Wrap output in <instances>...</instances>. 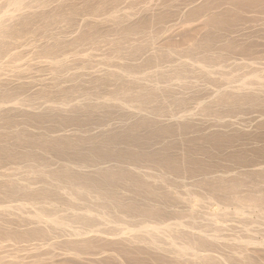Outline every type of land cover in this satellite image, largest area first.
<instances>
[{
	"label": "rangeland",
	"instance_id": "1",
	"mask_svg": "<svg viewBox=\"0 0 264 264\" xmlns=\"http://www.w3.org/2000/svg\"><path fill=\"white\" fill-rule=\"evenodd\" d=\"M10 0H0V20H1V16H3L4 14H6L9 9L11 11V7L10 5H8V2ZM126 1V0H125ZM122 2V4H120L121 9L128 5V2H131L129 0H127L128 2L125 3ZM138 1V0H137ZM144 1V0H143ZM141 0V2H143ZM149 1V0H147ZM147 1L145 0L144 2L147 3ZM4 2V3H3ZM7 2V3H6ZM140 2V0L138 1ZM138 5L135 3L136 6H142L143 3H141ZM123 5V6H122ZM8 7V8H7ZM5 8V9H4ZM131 8V7H130ZM129 8V9H130ZM4 9V10H3ZM129 9H127V11H129ZM263 9V8H262ZM257 10L258 13H254L251 16L254 15V18L249 19V23L251 22V24L253 25V28H259V26H263L264 23V9L262 10ZM6 13H5V12ZM4 12V14H3ZM9 13V12H8ZM257 14V15H256ZM70 16V14H68ZM65 15V17H60V18H56L54 20H44V21H40L38 23L35 24V26H32L34 28L31 27V24L28 25L30 26V28L27 26L26 28H29V30H25V32L23 31V33L19 34L20 36H16L17 39H15V36L12 37V40H10V38H5L3 41L1 40L0 45V76L5 77V75H8V78L6 76V80H9V86L6 85L0 87V91L4 90L3 92H0V98H4L2 101L0 99V103L3 104H11L13 102H15V104H23L21 107L23 108H29L32 106V108L37 109L38 110L40 108H43L45 106H60L63 107L64 105L66 106L69 105L68 107L75 105L78 100L79 102L77 104H79L80 102H82L83 104H79L81 107L80 111L79 109L75 110L74 113H76L74 115L71 114V116H62L59 114H56L58 117H56V115L53 114H48V116L43 115V116H34L36 118L32 119L31 117L33 116H29L27 113H19V114H3L0 115V185L4 184L5 182H3L2 180L8 182V187L5 185L0 186V208L3 206H7L9 208H11L10 206H12V210L13 212L17 209L18 206H23V208L21 207L20 211H23V213L25 212V214H21V212L19 211V208L16 210V213H18L17 211L20 212L21 216L26 218V216L30 213L31 216H27L29 219L34 220V217L36 215H41L39 218H35V220H45L46 218H49L51 220H56V218L58 219V221L61 220L62 218V222L64 223V225H68V227L66 226V230L68 231L69 227H71L70 229L73 231L75 230H79V231H83L85 228V230H89L90 228H94L93 230H102L103 227L108 228L107 224H103L104 221H106V219H102L104 220L103 222H100L101 218H109L107 220H109L108 223H110L109 227L111 228H115L118 229L117 227L122 226L128 227V230L134 229L133 231H137L139 229H141V225H147L150 226L152 223V225H155L154 222H156L157 224H159L158 222H160L159 220H166V222L173 221L174 223L177 221L179 222V220L182 222V224L187 226V223L189 226H191V220L188 218V214L186 213H181L182 208H183V201L187 202L186 199H189L188 202L191 203L190 205L192 206L193 209H195L196 211V222H200L204 220L203 224H205L204 228L201 225L200 228L201 229H206V224H208L207 222H210L208 220V217L210 216L212 219H214L215 217L217 219L214 220V222L220 226L223 227L221 229H223L222 236L225 238V240L228 239L227 243L231 242V239L233 238L232 236H234L236 233H238L239 231H245V230H251L252 232H256L257 237L260 239V236L263 234L262 230L264 229V123H255V121L257 120V118L259 119L260 117H264V99H257V98H249L248 96L245 98L243 96L239 97L236 95L232 96L230 95V93L228 94V91L230 89H232L231 91H235L236 89H239L241 87L246 86V88H255L257 89L258 87L260 89H262L261 91L264 92V36L260 37V36H254V37H248L246 39L242 38L243 41H241L242 39L237 38L234 39L232 42L230 41V43L228 41H225L222 39V33L223 30H218V29H210V28H205L202 29V27H200V29L195 26H193L194 28L189 27L190 23L187 21L186 19L184 20L185 23L183 21H180V24L184 23L186 26H188L187 29L182 28L183 25L179 24V28H177V26L175 27V29L170 33L171 35H167L165 36L163 34V32L161 31L160 28V22H156L157 20L152 21H147V23L144 24V30L147 31L143 32V28L139 29L142 31L138 30L137 32H134L135 34L129 35V34H124L122 35L123 31L120 30H112V28L109 29L108 32V28L106 27V29L104 30H100L102 32H98L94 31L91 32L90 34L87 35L86 38H90L89 40H84L80 42L83 43L80 47L78 45H70V47H68V44H64V46H61V43H56V39L57 38H61L65 32V35L68 32L72 31V29L74 28V17L72 15V17ZM5 17V15L3 16ZM68 17V18H67ZM64 18V19H63ZM71 18V19H70ZM58 19V20H57ZM167 20H165L166 22L168 20L169 23H173L172 21H174L175 19L172 17H167ZM173 19V20H172ZM42 22V26L41 24L39 25V23ZM63 24H62V23ZM66 22V23H65ZM72 22V23H71ZM152 22V23H150ZM178 22V21H177ZM177 22H175L177 24ZM45 23V26L43 28V24ZM47 23V24H46ZM179 23V22H178ZM193 22H191L192 25ZM262 23V24H261ZM59 24V26H58ZM66 24V26H65ZM71 24V25H70ZM155 24V27H154ZM258 24V25H257ZM33 25V24H32ZM148 25V26H147ZM150 25V26H149ZM159 25V26H158ZM41 26V27H40ZM47 26V27H46ZM61 26V27H60ZM147 26V27H146ZM182 26V27H181ZM258 26V27H257ZM37 27H40L42 29H37ZM46 27V28H45ZM60 27V28H59ZM69 27V28H68ZM143 27V26H141ZM25 28V29H26ZM36 28V29H35ZM181 28V29H180ZM32 29V30H31ZM45 29V30H43ZM184 29V30H183ZM191 29V30H190ZM35 30V31H34ZM47 30V31H46ZM63 32H62V31ZM111 30V32H110ZM155 30V31H154ZM115 31V32H114ZM120 31V32H119ZM208 31V32H207ZM210 31V32H209ZM218 31V32H217ZM221 31V32H220ZM45 32V34H43ZM62 32V33H61ZM123 32V33H121ZM140 32V34H139ZM151 32V33H150ZM162 32V33H161ZM204 32V33H202ZM213 32V33H212ZM31 33V34H30ZM93 33V35H92ZM111 33V34H110ZM149 33V34H148ZM178 33V34H177ZM209 33V34H208ZM53 34V35H52ZM98 34V35H97ZM151 34V35H150ZM167 34V33H165ZM197 34V35H196ZM213 34L216 36L215 37V41H209V42H205V36L209 35V36H213ZM60 35V36H59ZM90 35V36H89ZM122 35V36H121ZM126 35V37H125ZM140 38H139V36ZM149 38L152 40H149ZM161 35V38H159ZM219 35V36H218ZM48 36V38L46 37ZM100 36V38H99ZM112 36V37H111ZM120 38H117V37ZM124 36V38H123ZM131 36V37H130ZM164 36V37H163ZM196 36V37H195ZM10 37V36H9ZM23 37V38H22ZM29 39H28V38ZM98 37V38H97ZM129 37V38H128ZM136 37V38H135ZM142 37V38H141ZM157 37V39H156ZM166 37V38H165ZM257 37V38H256ZM22 41H21V39ZM42 38V39H41ZM51 38V39H50ZM54 38L55 43L52 41V39ZM92 38V39H91ZM131 38H133L131 40ZM134 38L136 39V41L134 40ZM148 38L149 41H145V39ZM188 38V39H187ZM197 38V39H196ZM253 38V39H251ZM263 38V39H261ZM15 39V40H14ZM20 39V40H19ZM26 41H24V40ZM106 39V40H105ZM113 39V40H112ZM120 39V40H118ZM122 39V40H121ZM124 39V40H123ZM128 39V40H127ZM143 39V40H142ZM160 39V40H159ZM186 39V40H185ZM219 39V40H217ZM7 40V41H6ZM12 42H9V41ZM16 40L18 41L16 43ZM46 40V41H45ZM94 42H93V41ZM101 40V41H100ZM110 40V41H109ZM112 40V41H111ZM117 40V42H116ZM134 40V41H133ZM245 40V41H244ZM5 41V43H4ZM52 41V42H51ZM91 41V42H90ZM114 41V43H113ZM120 41V42H119ZM140 41V43H138ZM152 41V42H151ZM183 41V42H182ZM3 42V43H2ZM15 42V43H14ZM21 42V43H20ZM30 42V43H29ZM34 42V43H33ZM47 42L49 44H47ZM52 44H51V43ZM87 42V43H85ZM90 42V43H89ZM97 44H96V43ZM106 42V43H105ZM112 42V43H111ZM135 42V43H134ZM144 42L146 45H144ZM166 42V43H165ZM185 42V43H184ZM211 42V43H210ZM219 42V43H218ZM14 43V44H13ZM24 43V44H23ZM135 45H134V44ZM137 43V44H136ZM143 43V44H142ZM148 43L151 46L152 43V48L153 49H157V57L154 61H156L154 63L153 58L150 60V58H148L147 55L148 51H151V47L148 45ZM176 43V44H174ZM182 43V44H181ZM198 43V44H197ZM203 43V44H202ZM227 43V44H226ZM19 44V45H18ZM22 44V45H21ZM47 45H52L54 47V45H60L55 49L54 52L52 51V49H48ZM113 46H112V45ZM118 44V46L116 45ZM141 44V47H140ZM154 44V45H153ZM168 44V45H167ZM185 44V45H184ZM220 44V45H219ZM241 44V45H239ZM252 44V45H251ZM13 45V46H11ZM15 45V46H14ZM25 45V46H24ZM30 45H32L30 47ZM66 45V46H65ZM87 45V46H86ZM95 45V46H94ZM106 45V46H105ZM109 45V46H108ZM125 45V46H124ZM174 45V46H173ZM218 45V46H215ZM230 45V46H229ZM19 46V47H18ZM24 46V47H23ZM45 46V48L43 47ZM50 46V47H52ZM84 46V47H83ZM86 46V47H85ZM94 46V47H93ZM97 46V47H96ZM121 46V47H120ZM146 46L144 49L143 47ZM155 46H158L157 48ZM232 46V47H231ZM254 46V47H253ZM5 47V48H4ZM15 47V48H14ZM21 47V48H20ZM23 47V48H22ZM29 47V48H28ZM33 47V48H32ZM41 47V49H40ZM101 47V48H100ZM114 47V48H113ZM127 47V48H126ZM131 47V48H130ZM134 47V50H133ZM167 47V48H166ZM175 47V48H174ZM193 47V48H192ZM198 47V48H195ZM226 47V49H225ZM228 47V48H227ZM10 50H9V49ZM14 48V49H13ZM32 48V50H31ZM45 49V51L48 52L52 51V53H54L57 57L53 58L54 54H50V53H46L43 50ZM66 48V49H65ZM67 48L70 50V48H72L70 51L67 50ZM82 48V49H81ZM96 48V49H95ZM106 48V49H105ZM123 48V49H122ZM139 48V49H136ZM6 49V50H4ZM21 49V50H20ZM28 49V51L26 50ZM35 49V51H33ZM65 51H64V50ZM76 49V51H75ZM92 49V50H91ZM98 49V50H97ZM101 49V50H99ZM105 49V50H104ZM119 49V50H118ZM136 49V50H135ZM143 49V50H142ZM146 49V50H145ZM161 49V50H160ZM170 49V51H169ZM174 49V50H173ZM233 49V50H232ZM246 49V50H245ZM16 51L15 53H13V51ZM21 52H20V51ZM24 50V51H23ZM58 50V51H57ZM84 50V52H83ZM103 50V51H102ZM107 50V51H106ZM115 50V52H114ZM122 50V51H121ZM132 50V51H131ZM139 50V51H138ZM173 50V51H172ZM181 50V51H180ZM185 50V51H184ZM232 50V51H231ZM62 51V52H61ZM65 53H64V52ZM79 53H78V52ZM82 51V52H81ZM92 53H89L91 52ZM97 51V52H94ZM107 53H106V52ZM109 51V52H108ZM23 52V53H22ZM57 52V54H56ZM101 52V53H100ZM111 52V53H110ZM123 52V53H122ZM137 54H135V53ZM140 52V53H139ZM175 52V53H173ZM201 52V53H200ZM203 52V53H202ZM22 53V54H21ZM27 53V54H26ZM60 53V54H58ZM70 53V54H69ZM72 53V54H71ZM74 53V54H73ZM78 53V54H76ZM86 53L87 55H91V63L90 65L88 64V67L83 65H78V64H74L72 63V61L76 58V56H80L82 57V55ZM98 53V54H97ZM105 53V54H104ZM109 53V55H108ZM133 53V55H132ZM142 53L144 54V56L142 55ZM170 53V54H169ZM208 53V54H207ZM229 53V54H228ZM10 54V55H9ZM37 54V55H36ZM73 56V60H71V58L68 59V57H70L69 55ZM84 54V55H86ZM93 54V55H92ZM96 54V55H95ZM139 54V55H138ZM166 54V55H165ZM169 54V55H168ZM188 54V55H187ZM212 54V55H211ZM220 54V55H219ZM224 54V55H223ZM249 54V55H248ZM27 55V56H26ZM31 55V57L29 56ZM44 55V56H43ZM48 55V56H47ZM54 55V56H55ZM64 55V56H63ZM68 55V56H67ZM83 55V56H84ZM119 55V56H118ZM132 55V56H131ZM142 55V56H141ZM178 55V56H177ZM230 55V56H229ZM17 56V57H16ZM65 58L66 61H68L69 67L68 65L66 66L61 64L60 60H64L63 58ZM67 59H66V57ZM77 56V58H78ZM97 56V57H96ZM103 56V57H102ZM112 56V57H111ZM124 56V57H123ZM129 56V57H128ZM135 56V57H133ZM140 56V57H139ZM176 56V57H175ZM215 56V57H214ZM248 56V57H247ZM38 57V59H37ZM102 57V58H101ZM105 57V60H103ZM116 57V58H114ZM131 57V58H130ZM144 57V58H143ZM148 58L149 60L145 59ZM175 57V58H174ZM189 57V58H188ZM214 57V59H213ZM3 58V59H2ZM7 58V59H6ZM11 58V59H10ZM16 58V59H15ZM20 58V59H19ZM49 58V59H48ZM52 58L54 59L52 61ZM57 58V60L55 59ZM99 58V59H98ZM107 58V59H106ZM110 58V59H109ZM119 60H118V59ZM127 58V59H126ZM138 58V60L136 59ZM142 60H141V59ZM158 58V59H157ZM177 58V59H176ZM180 58V59H179ZM196 58V59H195ZM234 58V59H233ZM252 58V59H251ZM14 59V62H13ZM27 59V60H26ZM31 59V60H30ZM48 63H47V61ZM93 59L95 61H93ZM97 59V60H96ZM121 59V60H120ZM247 59V60H246ZM256 59V60H255ZM28 61V63L26 61ZM33 60V61H32ZM70 60V61H69ZM99 60V62H98ZM100 63V61H102ZM107 60V61H106ZM118 60V61H117ZM123 60V61H122ZM125 60V61H124ZM133 60V61H132ZM144 60V61H143ZM180 60V61H178ZM196 62H195V61ZM219 60V61H218ZM251 60V61H250ZM25 61V62H23ZM39 61V62H38ZM41 61V62H40ZM44 61V62H43ZM55 61V62H54ZM56 61H58L59 66H57V68L59 69L58 72L57 68L53 65H58L56 63ZM105 61V62H104ZM120 61V62H119ZM146 61V62H145ZM150 63H149V62ZM193 61V62H192ZM229 61V62H228ZM3 62V63H2ZM33 62V63H32ZM36 62V63H34ZM46 62V63H45ZM53 64H51V63ZM67 62V64H68ZM110 62V63H109ZM117 62V63H116ZM124 64H123V63ZM128 62V63H127ZM130 62V63H129ZM132 62V63H131ZM138 62V63H137ZM159 62V63H157ZM178 62V63H177ZM214 62V63H213ZM225 62V63H224ZM238 62V63H237ZM14 63V64H13ZM22 63V64H21ZM27 63V64H26ZM94 63V64H93ZM96 63V64H95ZM99 63V64H98ZM152 63V64H151ZM176 63V64H175ZM235 63V64H234ZM240 63V64H239ZM253 63V65H252ZM18 64H20V66H18ZM32 64V65H31ZM36 64V65H34ZM39 64V66H38ZM41 64V66H40ZM47 64L52 65L53 67H51L50 65L48 66ZM61 64V65H60ZM87 65V63H85ZM114 64V65H113ZM119 64V65H118ZM227 64V65H226ZM234 64V65H233ZM12 65V66H9ZM17 66V69L14 67ZM44 65V66H43ZM46 65V66H45ZM78 65L79 69L76 67L73 68V66ZM93 65V66H92ZM110 65V66H109ZM122 65V66H120ZM139 65V66H138ZM166 65V66H165ZM179 65V66H178ZM182 65V66H181ZM187 65V66H186ZM198 65V67H197ZM204 65V66H203ZM241 65V66H240ZM246 65V67H245ZM252 65V66H251ZM3 66V67H2ZM8 66V67H7ZM25 66V67H24ZM28 66H32L34 68L30 69V67ZM38 66V67H37ZM62 66V67H61ZM63 66H66L67 69L69 70H64L65 67L63 68ZM71 66V67H70ZM84 68V72L83 69ZM90 66V69H89ZM95 70L92 67H96ZM101 66V67H100ZM118 69H116V67ZM133 66V67H132ZM147 66V67H145ZM164 66V67H163ZM171 66V67H170ZM185 66V67H184ZM201 66V67H200ZM226 66V67H225ZM249 66V67H248ZM262 66V67H261ZM27 67V68H26ZM122 67V69H121ZM127 67V68H126ZM144 67V68H143ZM169 67V68H168ZM187 67V69H186ZM259 67V68H258ZM25 68V69H24ZM39 68V69H38ZM55 68V69H54ZM88 68V69H86ZM100 68V69H99ZM106 68V69H105ZM142 68V69H141ZM176 68V69H175ZM184 68V69H183ZM208 68V69H207ZM216 68V69H215ZM218 68V69H217ZM220 68V69H219ZM240 68V69H239ZM243 68V69H242ZM245 68V69H244ZM249 68V69H248ZM254 68V69H253ZM21 69V70H20ZM23 69V70H22ZM48 69V70H47ZM71 70H75L74 72L70 71ZM82 69V70H81ZM92 69V71H91ZM96 69H98V71L100 72H94L96 71ZM103 69V70H102ZM108 69V70H107ZM114 72L111 71V70ZM116 70L117 75L119 74V77H123L122 74L128 73L129 70H131L130 75L135 77L138 76V78H132L130 76V78L128 77V79L126 78H122L124 81H122L121 77H117L115 74L116 72L114 70ZM146 69V70H145ZM153 69H155L153 71ZM162 69V70H161ZM194 69V70H193ZM205 69V71H204ZM211 69V70H210ZM213 69L214 72H213ZM230 69V70H229ZM10 70V71H9ZM16 70V71H15ZM29 70V72H28ZM36 70V71H35ZM47 70V71H46ZM53 72H52V71ZM56 72H55V71ZM78 70V71H76ZM167 70V71H166ZM217 70V72H216ZM219 70V71H218ZM222 70V71H221ZM241 70V71H240ZM258 70V71H257ZM2 71V72H1ZM14 71V72H13ZM20 73H19V72ZM25 71V72H24ZM64 71V72H63ZM67 71V72H65ZM108 71V72H106ZM135 72L134 74L132 72ZM162 71V72H161ZM210 71V73H209ZM239 71V72H238ZM244 71V72H243ZM252 71V72H251ZM255 71V72H254ZM6 72V74H5ZM10 76H9V74ZM12 72V73H11ZM22 72V74H21ZM44 72V73H43ZM49 72V73H48ZM54 73L51 74V73ZM78 72L77 77L73 78L72 74ZM89 72H91V75H89ZM94 72V73H92ZM104 72V74L102 73ZM123 72V73H121ZM136 72L139 74H136ZM141 72V73H140ZM173 72V73H171ZM182 72V73H181ZM184 72V73H183ZM208 73L209 75H207L206 73ZM223 72V73H222ZM251 72V73H250ZM260 72V73H259ZM4 73V75H3ZM16 73V74H15ZM61 73V75H60ZM66 73V74H65ZM72 73V74H71ZM80 73L81 78L80 77ZM85 80L83 79L84 76ZM97 73V74H96ZM101 75H99V74ZM110 73V74H109ZM115 75V77L112 75ZM152 73V74H151ZM154 73V74H153ZM203 73V74H201ZM229 73V74H227ZM232 73V74H231ZM235 73V74H233ZM238 73V74H237ZM240 73V74H239ZM250 73V74H249ZM253 73H255V75L258 76H253ZM12 74V75H11ZM16 76H15V75ZM17 74L18 77H17ZM34 74V76H33ZM49 74V75H46ZM61 77L58 78L59 75ZM63 74V75H62ZM68 74V75H67ZM86 74V75H85ZM145 74V76H144ZM180 74V75H179ZM184 74V75H183ZM224 74V76H223ZM37 75V76H36ZM46 75V76H45ZM71 75V76H70ZM95 75V76H94ZM98 75V76H96ZM103 75H106L105 78L101 77ZM140 75L142 78H140ZM147 75V76H146ZM149 75V76H148ZM154 75V76H153ZM206 75V76H205ZM25 76V77H24ZM50 76V77H49ZM54 76V77H53ZM64 76V77H63ZM83 76V77H82ZM109 76V77H107ZM174 76V77H173ZM183 76V77H182ZM211 76V77H210ZM213 76V78H212ZM231 76V77H230ZM235 76V77H234ZM261 76V77H260ZM11 79H10V78ZM32 77V78H31ZM34 77V78H33ZM39 77V78H38ZM41 77V78H40ZM45 77V79H43ZM49 77V78H48ZM67 77V78H66ZM91 78L95 77H101V80L99 78H97L93 81V79L91 80ZM147 79H144V78ZM150 77V78H149ZM186 77V78H185ZM200 77V78H199ZM206 77V78H205ZM210 77V78H209ZM217 77V78H216ZM251 77V78H250ZM256 79V81L258 80L257 84L256 81L254 82V80ZM263 77V78H262ZM1 77L0 79L3 80ZM24 78V79H23ZM47 78V79H46ZM65 78V79H64ZM89 78V79H87ZM103 78V79H102ZM109 78V79H108ZM113 78V80L111 79ZM134 80H132V79ZM154 80H153V79ZM156 78V79H155ZM215 78V79H214ZM245 78V82L244 79ZM19 79V80H18ZM28 79V80H27ZM35 79V80H33ZM42 79V80H41ZM49 79V80H48ZM51 79V80H50ZM56 79V80H55ZM68 79V80H67ZM70 79V80H69ZM74 79V81H73ZM99 79V80H98ZM115 79V80H114ZM121 79V80H120ZM140 79V81L138 80ZM143 79V80H142ZM235 79V80H234ZM46 80L50 83H53L51 85V83L49 84L48 82H46ZM55 80V81H54ZM78 80V81H77ZM84 80V81H82ZM90 80V81H89ZM105 80V81H104ZM119 80V81H118ZM129 80L131 83L130 85L127 84L125 85V83H128ZM149 80L151 82H149ZM226 80V81H225ZM229 80V81H228ZM233 80V81H232ZM237 80V81H236ZM250 80V81H249ZM14 82V84L18 83L17 86L18 89L15 87V85H12ZM18 81V82H16ZM20 81V84H19ZM22 81V82H21ZM26 81V82H25ZM28 81V82H27ZM36 81V82H35ZM41 85L45 84L44 82H46V84L51 85L48 86L47 85H43L42 87L46 86V89H43V93L42 91L39 92L37 91L35 88H39L40 87V82ZM57 81V82H56ZM59 81V82H58ZM71 81V82H70ZM77 81V84H76ZM101 81V82H100ZM104 81V82H103ZM127 81V82H126ZM147 81V84L144 83ZM167 81V82H166ZM196 81V82H195ZM201 81V82H200ZM261 83H260V82ZM30 83V84H26L25 87L23 86V83ZM75 82V83H74ZM84 82V83H82ZM86 82V85H85ZM92 82V83H91ZM109 82V83H108ZM112 82V83H111ZM124 82V83H123ZM138 84V85H136ZM139 82L140 84H143L145 86L143 87H139ZM186 84H185V83ZM193 82V83H192ZM244 82V83H243ZM33 83V84H32ZM39 83V84H38ZM71 85H70V84ZM78 83H80L78 85ZM98 83V84H97ZM152 83V84H151ZM163 83V84H162ZM180 83V84H178ZM215 83V84H214ZM223 83V84H222ZM232 83V84H231ZM235 83V84H234ZM249 85H248V84ZM35 84V86H34ZM60 84V85H59ZM65 86H64V85ZM101 84V85H100ZM105 84V85H104ZM121 84V85H120ZM135 84V85H134ZM150 84V85H149ZM159 84V85H158ZM243 84V85H242ZM245 84V85H244ZM256 84V86H255ZM259 84V85H258ZM12 85V86H10ZM29 87H28V86ZM74 85V86H73ZM83 85V86H82ZM170 85V86H169ZM177 85V86H176ZM199 85V86H198ZM241 85V86H239ZM251 85V86H250ZM253 85V86H252ZM263 85V86H262ZM37 86V87H36ZM53 86V87H52ZM54 86H58V88L56 89ZM64 86V87H63ZM69 86V87H68ZM90 86V87H89ZM102 88H101V87ZM105 86V87H104ZM114 86V87H113ZM134 86V87H133ZM137 86V88H136ZM141 86V85H140ZM156 88L158 87V91H154V89L152 88ZM156 86V87H155ZM169 86V87H168ZM230 86V87H229ZM236 86V87H235ZM249 86V87H248ZM4 89H1L3 88ZM12 87V88H11ZM13 87H15L13 89ZM24 87V88H23ZM111 87V88H110ZM125 87V88H124ZM133 87V88H131ZM150 87V89L148 90V88ZM169 89H168V88ZM184 87V88H181ZM216 87V88H215ZM227 87V88H226ZM262 87V88H261ZM6 88V89H5ZM10 88V89H9ZM21 88V89H20ZM41 88V87H40ZM53 88V89H52ZM60 88V89H59ZM101 88V89H100ZM109 88V89H108ZM130 88V89H129ZM135 88L137 90H140L139 88H145L146 90H141V92L139 91V95L138 92H136ZM177 88V89H176ZM204 90H203V89ZM224 88V89H223ZM226 88V89H225ZM259 88L257 90H259ZM8 89L9 91L13 90H17V91H13V92H9L8 93ZM75 89V90H74ZM81 89V90H80ZM88 89V90H87ZM92 89V90H91ZM124 89V90H122ZM127 89V92H126ZM199 89V90H198ZM222 91H227L226 94H222L221 96L217 94H219L218 92ZM235 89V90H234ZM29 90V91H28ZM46 90V91H45ZM67 90V91H66ZM83 90V91H82ZM111 90V91H110ZM114 90V91H113ZM163 90V91H162ZM188 90V91H187ZM191 90V91H190ZM7 91V92H6ZM23 91V92H22ZM35 93L33 95V93ZM39 95H38V93ZM48 91V92H47ZM123 91V92H122ZM132 91V92H131ZM144 91L145 92L144 94ZM150 91V92H149ZM153 91V92H152ZM165 91V92H164ZM207 91V92H206ZM26 92V93H25ZM46 92V93H44ZM55 92V93H54ZM59 92V93H58ZM76 92V93H75ZM79 92V93H78ZM95 92V93H94ZM97 92V93H96ZM115 92V93H114ZM136 92V93H135ZM143 92V93H142ZM155 92V93H154ZM161 92V93H160ZM205 92V93H204ZM215 92V94L213 93ZM3 93V94H2ZM5 95L8 93L10 95ZM32 93V94H31ZM50 93V94H49ZM62 93V94H61ZM73 93V94H72ZM81 93V95H80ZM141 93V94H140ZM147 93V94H146ZM153 93V95H152ZM212 93V95H211ZM217 93V94H216ZM1 94L4 96H1ZM58 94V95H57ZM83 94V96H82ZM136 94V95H135ZM168 94V95H167ZM178 94V95H177ZM193 94V95H192ZM228 94V95H227ZM22 95V97H21ZM50 97H49V96ZM52 95V96H51ZM57 95V97H56ZM94 95V96H93ZM97 95V96H96ZM119 95V96H118ZM135 95V98H134ZM163 95V96H162ZM216 95V97L214 96ZM225 95V98L223 97ZM227 95V96H226ZM230 95V97H228ZM9 96V97H8ZM30 96V97H29ZM35 98H34V97ZM41 96V97H40ZM67 96V97H66ZM80 96V97H79ZM109 96V97H108ZM113 96V98H117V101L114 100L113 98H111ZM117 96V97H116ZM123 96V97H122ZM148 96V97H147ZM151 96V97H150ZM153 96V97H152ZM211 98H210V97ZM55 97V98H54ZM79 97V99L77 98ZM86 97V98H84ZM94 97V98H93ZM137 97V98H136ZM140 97V98H139ZM163 97V98H162ZM168 97V98H167ZM189 97V98H188ZM204 97V98H203ZM210 99H209V98ZM215 97V98H214ZM228 97V98H227ZM236 97V98H235ZM238 97V98H237ZM7 98V99H6ZM14 98V99H13ZM22 98V99H21ZM28 100H26V99ZM29 98V99H28ZM43 98V99H42ZM112 99V104L110 103L109 100ZM119 98V100H118ZM133 98V99H132ZM151 98V99H149ZM208 100H207V99ZM227 98V99H226ZM234 98V99H233ZM25 99V100H24ZM46 99V100H45ZM49 99V100H48ZM51 99V100H50ZM70 99V100H69ZM87 99V100H86ZM109 99V100H108ZM126 99V100H125ZM128 99V100H127ZM131 99V100H130ZM147 101H145V100ZM157 99V100H156ZM195 99V101H194ZM212 99V100H211ZM213 99H216V101H214ZM220 99H222L220 101ZM225 99V100H224ZM233 99V100H232ZM237 99V100H236ZM10 102H9V101ZM15 100V101H14ZM18 100V101H17ZM24 100V101H22ZM73 100V102H71ZM83 100V101H82ZM108 100V101H107ZM116 101V102H113ZM125 100V101H124ZM143 100V101H140ZM186 100V101H185ZM199 100V101H198ZM202 100V101H201ZM214 101L213 104L212 102ZM244 102H243V101ZM252 100V101H251ZM259 100V101H258ZM21 101V102H20ZM58 101V102H57ZM60 101V102H59ZM88 101V102H85ZM108 102L107 105H104ZM119 101V102H118ZM132 101V102H131ZM158 101V102H157ZM201 101V102H200ZM208 101V102H207ZM233 101V102H232ZM240 101V102H239ZM262 101V102H261ZM9 102V103H7ZM26 102V103H25ZM38 102V104H37ZM42 102V103H41ZM44 102V103H43ZM47 102V103H46ZM50 102V103H49ZM54 102V103H53ZM63 102V103H62ZM70 102V103H69ZM91 102V103H90ZM94 102V104H93ZM124 103V107H122L123 105L118 104V103ZM148 102V103H147ZM153 102V103H152ZM183 102V103H182ZM205 102V103H202ZM220 102V104H219ZM250 102H252L250 104ZM256 102V104H255ZM32 103V104H31ZM60 105H59V104ZM69 103V104H68ZM111 105H110V104ZM179 103V104H178ZM196 103V105H195ZM210 103V104H209ZM218 103V104H217ZM262 103V104H261ZM5 104V105H6ZM45 106H44V105ZM55 104V105H54ZM76 104V105H77ZM87 104V105H86ZM93 104V105H92ZM97 104H99L97 106ZM114 104L116 106H114ZM139 106H138V105ZM164 104V105H163ZM167 104V105H166ZM226 104V105H225ZM245 104V105H243ZM247 104V105H246ZM259 104V105H258ZM261 104V106H260ZM1 105V104H0ZM31 105V106H30ZM38 105V106H37ZM42 105V106H41ZM62 105V106H61ZM90 105V107L88 106ZM96 107H95V106ZM146 105V106H145ZM157 105V106H156ZM205 105V106H204ZM219 105V106H217ZM27 106V107H26ZM34 106V107H33ZM87 106V107H86ZM92 106V107H91ZM102 106V107H101ZM155 106V107H154ZM201 106V107H200ZM215 106V107H214ZM67 107V106H66ZM67 107V108H68ZM113 107L115 109H113ZM119 107V108H118ZM130 107V109L128 108ZM146 107V108H145ZM192 107V108H191ZM195 107V108H194ZM206 107V108H205ZM226 107V109H225ZM228 107V109H227ZM242 107V108H241ZM139 108V109H137ZM144 110H142V109ZM250 110H249V109ZM113 109V110H112ZM122 111H121V110ZM167 109V110H166ZM174 109V110H173ZM206 109V110H205ZM222 109V110H221ZM231 109V110H230ZM83 110V111H81ZM97 110V111H96ZM111 110V111H110ZM116 110V111H115ZM119 110V111H118ZM129 110V111H128ZM141 110V111H138ZM145 110H147L145 112ZM162 110V111H161ZM196 110V111H195ZM224 110V111H223ZM233 110V111H232ZM254 110V111H253ZM259 110V111H258ZM78 111V114H77ZM106 111V112H105ZM121 111V112H120ZM139 112L141 114H145V116H148V118H150V120H154L155 118L158 117V119L160 121H168L169 119L173 118H177V117H181V115H188V114H194V117L196 120V124L195 123H190L187 127H178L179 129H177L175 126V128L170 127L169 125L167 126H158L156 125L154 122H150V120L147 122V120L142 123V124H138L135 125L133 124L132 120H131V112ZM143 111V113H142ZM182 111V112H181ZM194 111V112H193ZM200 117H199V114ZM210 111V112H209ZM239 111V112H238ZM252 111V112H251ZM87 112V113H86ZM99 112V113H98ZM109 112V113H108ZM118 112V113H117ZM120 112V113H119ZM157 112V113H156ZM161 112V113H160ZM151 113V114H150ZM13 114V115H12ZM27 114V115H25ZM104 114V115H103ZM204 114V115H203ZM8 115V116H7ZM55 115V116H52ZM78 115V116H77ZM93 115V116H92ZM115 115V116H114ZM149 115H152L149 116ZM198 115V117H197ZM60 116V117H59ZM154 116V117H153ZM206 116V117H205ZM229 116V117H228ZM260 116V117H259ZM28 117V118H27ZM30 117V118H29ZM38 117V118H37ZM40 117V118H39ZM65 117V118H63ZM69 117V118H66ZM92 120H90V118ZM93 117V118H92ZM72 118V119H71ZM119 118V119H118ZM153 118V119H152ZM165 118V119H164ZM172 118V119H173ZM202 118V120H201ZM3 119V120H2ZM6 121H5V120ZM10 119V120H9ZM31 119V120H30ZM103 119V120H102ZM156 119V120H158ZM206 119V120H204ZM219 119V120H218ZM223 119V120H222ZM46 120V121H45ZM75 120V121H74ZM28 121V122H27ZM72 121V122H70ZM74 121V122H73ZM130 121V122H129ZM223 121V122H222ZM9 122V123H8ZM27 122V123H26ZM39 122V123H38ZM45 122V123H44ZM49 122V123H48ZM54 122V123H53ZM127 122V123H126ZM129 122V124H128ZM206 122V124H205ZM228 122V123H227ZM16 123V124H15ZM59 123V124H58ZM89 123V124H88ZM92 123V124H91ZM116 123V124H115ZM199 123V124H198ZM213 123V124H212ZM22 124V125H21ZM26 124V125H25ZM67 124V125H66ZM119 124V125H118ZM128 124V125H127ZM131 124V125H130ZM225 124V125H224ZM233 124V125H232ZM237 124V125H236ZM69 125V127H68ZM81 125V126H80ZM110 127H115V126H125L127 128V130H125L126 128H124V130L122 131V133L124 131H126L125 133H121L120 131H116L117 133L113 132L111 135L107 136V137H99L97 139H92V140H88V135H92L94 134L96 131H98L99 129H102L104 127L107 126ZM132 126V128L134 127V129H132L131 127H127V126ZM215 125V126H214ZM241 125V126H239ZM2 126V127H1ZM27 126V127H26ZM58 126V127H57ZM96 126V127H95ZM108 126V127H109ZM117 126V127H118ZM157 128H156V127ZM170 128H169V127ZM190 126V127H189ZM212 126V127H211ZM251 126V127H250ZM11 127V128H10ZM15 127H16V131H15ZM19 127V129H18ZM51 127V128H50ZM141 127V128H140ZM194 127V128H193ZM238 128L241 130H248V129H252V132H236L234 130ZM250 127V128H249ZM21 128V129H20ZM26 128V129H24ZM64 128V129H63ZM69 128V129H68ZM96 128V129H95ZM116 128V127H115ZM129 128V129H128ZM167 128V129H166ZM192 128V129H191ZM258 128V129H257ZM186 129V130H185ZM190 129V130H189ZM22 130V131H20ZM26 130V131H25ZM31 130V131H30ZM168 130V131H167ZM182 130V131H181ZM201 130V131H200ZM232 130V132H230ZM11 131V132H10ZM24 131V132H23ZM30 131V132H29ZM33 131V133H32ZM48 131V132H46ZM70 132V133H74L76 134L74 140L69 141V146L67 148H65L64 150H62L61 148L59 150H54L51 148V146H49V142L46 143L48 136H52L58 133H62V132ZM129 131V132H128ZM189 131V132H188ZM214 131V132H213ZM4 135H3V133ZM35 132V133H34ZM38 132H40L38 134ZM157 134H156V133ZM169 132V133H168ZM210 132V133H209ZM212 132V133H211ZM234 132V133H233ZM37 133V134H36ZM121 133V134H120ZM137 133V134H136ZM195 133V134H194ZM13 134V135H12ZM31 134H35L34 137ZM87 134V135H86ZM170 134V135H169ZM184 134V135H183ZM12 135V136H11ZM22 135V136H21ZM31 135V136H30ZM79 135V136H78ZM85 135V136H83ZM114 135V136H113ZM156 135V136H155ZM10 136V137H9ZM38 136V137H37ZM18 137V138H15ZM30 137V138H29ZM32 137V138H31ZM43 137V138H42ZM177 137V138H176ZM193 137V138H192ZM204 137V138H203ZM3 138V139H2ZM11 138V139H10ZM21 138V139H20ZM24 140H23V139ZM29 140H28V139ZM47 138L45 141L43 139ZM185 138V139H184ZM5 139V140H4ZM82 139V140H81ZM100 139V140H99ZM131 139V140H130ZM152 139V140H151ZM256 139V140H255ZM18 140V141H17ZM22 140V141H21ZM31 140V141H30ZM94 140V141H93ZM97 140V141H96ZM99 140V141H98ZM176 140V141H175ZM3 141V142H2ZM10 141V143H9ZM26 141V142H25ZM33 141V142H32ZM41 141V142H39ZM105 141V142H104ZM222 141V142H221ZM6 142V143H5ZM18 142V143H17ZM20 142V145H19ZM175 142V143H174ZM193 142V143H192ZM195 142V143H194ZM211 142V143H210ZM218 142V143H217ZM41 143V144H40ZM81 143V144H80ZM134 143V144H133ZM188 143V144H187ZM215 143V144H214ZM27 144V145H26ZM139 144V145H138ZM166 144V145H165ZM175 144V145H174ZM193 144V145H192ZM244 144V145H243ZM258 144V145H256ZM8 145V146H7ZM44 145V146H43ZM129 145V146H128ZM226 145V146H225ZM230 145V146H229ZM241 145V146H240ZM102 146V148H101ZM131 146V147H130ZM235 146V147H234ZM240 146V147H239ZM2 147V148H1ZM25 147V148H24ZM100 147V148H99ZM136 147V148H135ZM148 147V148H147ZM160 147V148H159ZM198 147V148H197ZM201 147V148H200ZM34 148V149H33ZM42 148V149H41ZM69 148V150H68ZM73 148V149H72ZM83 148V149H82ZM88 148V149H87ZM90 148V149H89ZM98 148V149H97ZM108 148V149H107ZM115 148V149H114ZM169 148V149H168ZM190 148V149H189ZM47 149V150H46ZM101 149V150H100ZM131 149V150H130ZM238 149V150H237ZM161 150V151H160ZM220 150V151H219ZM249 150V151H248ZM3 151V152H2ZM91 151V152H90ZM171 151V152H170ZM194 151V152H193ZM226 151V152H225ZM236 151V152H235ZM8 152V153H7ZM17 152V153H16ZM149 152V153H148ZM233 152V153H232ZM242 152V153H241ZM258 152V153H257ZM95 153V154H94ZM193 153V154H192ZM208 153V154H207ZM229 153V154H228ZM244 153V154H243ZM256 153V154H254ZM197 154V155H196ZM235 154V155H234ZM243 154V155H242ZM249 154V155H248ZM258 154V155H257ZM6 155V156H5ZM90 155V156H89ZM107 155V156H106ZM150 155V156H149ZM160 155V156H159ZM246 155V156H245ZM260 155V156H259ZM9 156V157H8ZM54 156V157H52ZM105 158V160L110 159V161H112L113 163H116V168L112 167L111 170H108L107 172H104L103 174L101 173V177L100 175H98L101 178V182H102V178H107L106 183L108 182V185L105 184L103 182V185L100 180L95 179V185L94 182L92 183L93 188H90L88 186H85V188H87V190L84 191V187L83 190L81 189L80 192H78L79 190V185L82 184L81 180H76L78 177L76 176V178L73 179H64V178H60L57 177V174L59 176L62 175V173L66 174L65 172H69L68 170L73 167H86L85 169H92V167L94 165L97 164V160H100L99 158ZM114 156V157H113ZM214 156V157H213ZM259 156V157H258ZM262 156V158H261ZM16 157V159H15ZM71 157V158H70ZM77 157V158H76ZM80 157V158H79ZM129 157V158H128ZM168 157V158H167ZM258 157V158H257ZM96 160H95V159ZM125 158V159H124ZM183 158V160H182ZM244 158V159H243ZM5 159V160H3ZM8 159V160H7ZM69 159V160H68ZM175 159V160H174ZM185 159V161H184ZM12 160V161H11ZM59 160V161H58ZM75 160V161H73ZM120 161V162H117ZM123 160V162H121ZM166 160V161H165ZM167 160H169L167 162ZM251 160V161H250ZM257 160V161H256ZM16 161V162H14ZM36 163H35V162ZM131 161V162H130ZM195 161V162H194ZM198 161V162H197ZM41 162V163H40ZM111 162V163H112ZM129 162V163H128ZM136 162V163H135ZM164 164H163V163ZM168 165H166L167 163ZM225 162V163H224ZM227 162V163H226ZM255 162V163H254ZM61 163V164H60ZM91 163V164H90ZM127 163V164H126ZM161 163V164H160ZM217 163V165H216ZM223 163V164H222ZM233 163V164H232ZM44 164V165H43ZM93 164V166H92ZM125 164V165H123ZM175 164V165H174ZM220 164V165H219ZM239 164V165H237ZM24 165V166H22ZM34 165V166H33ZM37 165V166H36ZM41 166V168L39 169V167ZM46 165V166H45ZM68 165V166H66ZM83 165V166H82ZM114 165V164H113ZM196 165V166H195ZM203 165V166H202ZM233 165V166H232ZM253 165V166H252ZM256 165V166H255ZM3 166V167H2ZM17 166V167H16ZM19 166H21L19 168ZM30 166V167H29ZM52 166V167H51ZM64 166V167H63ZM89 166V167H88ZM170 167L167 168L168 170H165L166 167ZM217 166V167H216ZM232 166V167H231ZM242 166V167H241ZM255 166V167H254ZM9 167V168H8ZM15 167V168H14ZM50 167V168H49ZM119 167V168H118ZM123 167V168H122ZM174 167V168H173ZM211 167V168H210ZM245 167V168H244ZM262 167V168H261ZM18 168V169H17ZM26 168V169H25ZM32 168V169H31ZM36 168V169H33ZM45 168V169H44ZM59 168V169H58ZM69 168V169H68ZM136 168V173H134ZM176 168V169H175ZM255 168V169H254ZM262 169L263 172L257 171L255 172L256 169ZM6 171H5V170ZM15 169V170H14ZM20 169L22 171H20ZM24 169V170H23ZM30 169V170H29ZM129 169V170H128ZM130 169H133L134 171L131 172ZM171 169V170H170ZM206 169V170H205ZM230 169V170H229ZM239 169V170H238ZM31 176L30 175V172ZM39 170V171H38ZM44 170V171H43ZM65 170V171H64ZM125 172H124V171ZM127 170V171H126ZM190 170V171H189ZM229 170V171H227ZM8 171V173H6ZM14 171V173H13ZM18 171V172H16ZM26 171V172H25ZM38 171V172H37ZM55 171V172H54ZM114 171V172H113ZM116 171V172H115ZM123 173H121V172ZM138 171V172H137ZM205 173H204V172ZM241 171V172H240ZM3 172V173H2ZM11 172V173H10ZM16 172V173H15ZM22 172V173H21ZM34 172V173H33ZM37 172V173H36ZM59 172V173H57ZM119 172V173H118ZM213 172V173H212ZM218 172V173H217ZM226 172V173H225ZM259 172V173H258ZM6 173V174H5ZM14 176H12L13 174ZM25 173V174H24ZM42 173V174H40ZM108 175H107V174ZM122 175H121V174ZM134 173V174H133ZM172 173V174H171ZM212 173V174H211ZM3 174V175H2ZM20 174V175H19ZM27 174V175H26ZM36 174V175H35ZM39 174V175H38ZM53 174V175H52ZM56 174V176H55ZM119 174V175H118ZM129 174V175H128ZM139 174V175H136ZM143 174V175H142ZM182 174V175H181ZM256 174V175H255ZM9 175V176H8ZM18 176L17 178L15 176ZM27 177H24V176ZM52 175V176H50ZM117 175V176H116ZM141 175V177H140ZM229 176L230 181L229 182H225L222 183L221 181H219L218 176ZM232 175H234L232 177ZM251 175V176H250ZM11 176V177H10ZM21 176V177H20ZM23 176V177H22ZM45 176V178L43 177ZM54 176V177H53ZM97 176V177H98ZM135 176V177H134ZM139 176V177H138ZM150 176V177H149ZM182 176V177H181ZM212 176V177H211ZM220 176V177H221ZM245 176V177H244ZM261 176V177H260ZM7 177V178H5ZM40 177V178H39ZM47 177V179H46ZM131 177V178H129ZM133 177V178H132ZM138 177V178H136ZM144 177V178H143ZM174 177V178H173ZM191 177V178H190ZM211 179H210V178ZM235 177H238L237 179ZM21 180H20V179ZM26 178V179H25ZM37 178V179H36ZM99 178V179H100ZM117 178V179H116ZM162 178V179H161ZM180 178V179H179ZM236 182L238 181V184L240 185H236L235 183V187L236 188H231L232 183H234L232 181ZM235 178V179H234ZM243 178V179H242ZM258 178V179H257ZM12 179V181L10 180ZM19 183H17V181ZM24 179V180H23ZM31 179V180H30ZM52 179V180H51ZM149 179V180H148ZM153 179V180H152ZM247 179V180H245ZM254 179V180H253ZM11 182H9V181ZM41 180V181H40ZM64 180V181H63ZM69 180V182H68ZM72 180V181H71ZM74 180V181H73ZM115 180V182H114ZM197 180V181H196ZM206 180V181H205ZM212 180V181H211ZM258 180V181H257ZM23 181V185L27 183V185H29L31 188H33V190L31 191V194L29 192H25L21 187L20 184ZM27 181V182H26ZM29 181V182H28ZM47 181V182H46ZM61 181V182H59ZM136 181V182H135ZM139 181V182H138ZM144 181V182H143ZM156 182L155 185L154 183L152 184L151 182ZM169 181V182H168ZM187 181V182H186ZM199 181V182H198ZM228 181V180H227ZM3 182V183H1ZM52 182V183H51ZM59 182V183H58ZM73 182V183H72ZM100 182V188H97L96 186L99 185ZM171 182V183H170ZM212 182V183H211ZM11 183V184H10ZM14 184L15 189L12 188ZM31 183V184H30ZM47 183V184H46ZM56 183V184H55ZM76 185H75V184ZM182 183V184H181ZM217 183V184H216ZM222 184L221 188L220 185L218 184ZM229 183L231 185H229ZM241 183L243 184L241 186ZM19 184V185H18ZM21 184V185H22ZM36 184V185H35ZM55 186H54V185ZM58 184V186H56ZM79 184V185H77ZM116 184V185H115ZM132 184V185H131ZM139 184V185H138ZM171 184V185H170ZM173 184V185H172ZM193 184V185H192ZM250 184V185H248ZM12 185V187H10ZM32 185V186H31ZM42 185V186H41ZM72 185V187H71ZM103 185V186H102ZM155 187H154V186ZM163 185V186H162ZM180 185V186H179ZM204 185V186H203ZM218 185V186H217ZM254 185V186H252ZM258 185V186H257ZM48 186V187H47ZM61 186V187H60ZM126 186V187H125ZM192 186V187H191ZM214 186V188H213ZM216 186V187H215ZM238 186V188H237ZM257 186V187H256ZM262 186V187H261ZM2 187V188H1ZM21 189H20V188ZM69 187V188H68ZM77 189H76V188ZM160 187V188H159ZM164 187V188H163ZM182 187V188H181ZM208 187V188H207ZM240 187V188H239ZM66 188V189H65ZM120 188V189H119ZM125 188V189H124ZM146 188V189H145ZM148 188V189H147ZM189 190H188V189ZM192 188V189H191ZM218 188L220 189V191H222V193H219L220 191L218 190ZM225 188V189H224ZM244 188V189H243ZM14 189V190H13ZM95 189V190H94ZM100 189V190H99ZM101 189L104 190L103 193H105V195L102 193ZM132 191H130V190ZM211 189H215L216 191L213 192V190ZM224 191H223V190ZM227 189V190H226ZM233 189L235 191V193L233 192ZM237 189V190H236ZM259 189V190H258ZM10 190V191H9ZM22 190V191H20ZM37 190V193L36 191ZM59 190V191H58ZM71 190V191H70ZM74 190H78L77 192H75ZM90 190V191H88ZM121 190V191H119ZM149 190V191H148ZM160 190V191H159ZM164 190V191H163ZM205 190V191H204ZM7 191V192H6ZM39 191V192H38ZM107 191V192H106ZM155 191V192H154ZM157 191V192H156ZM179 191V192H178ZM192 191V192H191ZM200 191V192H199ZM246 191V192H245ZM260 191V192H259ZM56 192V193H55ZM66 192V193H65ZM68 192V193H67ZM73 192V193H72ZM89 192V193H88ZM101 192L102 196L99 194ZM121 192H124L121 193ZM163 192V193H162ZM182 192V193H181ZM210 192V193H209ZM212 192L214 194H212ZM218 192V193H217ZM244 192V193H243ZM251 192V193H250ZM254 192V193H253ZM24 193V194H23ZM39 193H41V195H39ZM92 193V194H91ZM148 193V194H147ZM151 193V194H150ZM159 193V194H158ZM206 193V194H205ZM217 193V194H216ZM226 193V194H225ZM17 194V195H16ZM27 194V195H26ZM30 194V195H29ZM85 194V196H84ZM162 194V195H161ZM164 194V195H163ZM170 194V195H169ZM172 194V195H171ZM198 194V195H197ZM222 194V195H221ZM8 195V196H7ZM11 195V196H10ZM23 195V196H21ZM35 195V196H34ZM59 195V196H58ZM80 195V196H79ZM93 195V196H92ZM95 195V196H94ZM129 195V196H128ZM138 195V196H137ZM157 195V196H156ZM191 195V196H190ZM208 195V196H207ZM3 196V197H2ZM26 196V197H25ZM33 196V197H32ZM41 196V197H40ZM66 196V197H64ZM100 196V197H99ZM108 196V197H106ZM198 196V197H197ZM205 196V197H204ZM248 196V197H247ZM21 197V198H20ZM53 197V198H52ZM57 197V199H56ZM74 197V198H73ZM81 197V198H79ZM91 197V198H90ZM93 197V198H92ZM96 197V198H94ZM117 197V198H116ZM125 199H124V198ZM150 197V198H149ZM200 197V198H199ZM211 197V198H209ZM247 197V198H246ZM250 197H253L251 199H248ZM258 197V198H256ZM39 198V199H38ZM72 198V199H70ZM76 198V199H75ZM107 198V199H106ZM111 198V199H110ZM121 198V199H120ZM215 198V199H213ZM238 198V199H237ZM4 199L6 201H4ZM32 199V200H31ZM68 199V200H66ZM114 199V200H113ZM165 199V200H164ZM177 199V200H175ZM195 199V200H194ZM220 199V200H218ZM246 199V200H244ZM3 200V201H2ZM12 200V201H11ZM14 200V201H13ZM60 200V201H59ZM84 200V202H83ZM125 200V201H124ZM147 200V201H146ZM153 200V201H152ZM170 200H172V202H170ZM202 200V201H201ZM256 200V202L254 201ZM25 201V202H24ZM31 201V202H30ZM65 201V202H64ZM76 201V202H75ZM90 201V202H89ZM98 201V202H97ZM200 201V202H199ZM209 201V203H208ZM240 201V203H239ZM246 201V202H245ZM6 202V203H5ZM21 202V203H20ZM40 202V203H39ZM117 202V203H116ZM168 202V203H167ZM249 202V203H248ZM255 202V203H253ZM261 202V203H260ZM43 203V204H42ZM72 203V205L70 204ZM91 203V204H90ZM128 203V204H127ZM130 203L131 208L130 207ZM175 203V204H174ZM178 203V204H176ZM194 203V204H193ZM208 203V204H207ZM7 204V205H6ZM14 204V205H13ZM53 204V205H51ZM100 204V205H99ZM110 204V206H108ZM117 204V205H116ZM124 204V205H123ZM159 204V205H158ZM166 204V205H165ZM181 204V206H180ZM202 204V205H201ZM223 204V205H222ZM230 204V205H229ZM239 204V205H238ZM244 204V205H242ZM259 204V205H258ZM84 205V206H83ZM154 205V206H153ZM157 205V206H156ZM175 205H179L176 206ZM197 205V206H196ZM198 205L200 207H198ZM205 205V206H204ZM229 205V206H228ZM246 205V206H245ZM250 205V206H249ZM253 205V206H252ZM15 206V207H13ZM25 206V208H24ZM39 206V208H38ZM51 206V207H50ZM54 206V207H53ZM56 206V207H55ZM76 206V207H75ZM117 206V207H116ZM123 206V207H122ZM128 207V210H126L127 208L124 207ZM168 206V207H166ZM220 208H219V207ZM241 206V207H240ZM243 206V207H242ZM41 207V208H40ZM45 207V208H44ZM64 207V208H62ZM88 207V208H87ZM103 207V208H102ZM111 207H114L113 209ZM120 207V208H119ZM135 207V208H134ZM150 208V207H157L156 208V212H151V213H155L150 215L151 213H147V209L146 208ZM160 207V208H159ZM178 207V208H177ZM205 207V208H204ZM207 207V208H206ZM246 207V208H245ZM16 208V209H15ZM29 208V210H28ZM35 208V210H34ZM38 208V209H37ZM53 208V209H52ZM203 208V209H202ZM250 208H253L251 210H249ZM258 208V209H257ZM23 209V210H22ZM31 209L33 211H31ZM62 209V210H61ZM83 209V210H82ZM86 209H88L89 211H87ZM94 209V210H93ZM124 209V210H121ZM133 211H131V210ZM167 209V210H166ZM169 209V210H168ZM172 209V210H171ZM176 209V210H175ZM177 209H178V213H177ZM220 209V210H219ZM244 209V210H243ZM56 210H58V214H56ZM71 210V211H69ZM108 210V211H107ZM116 210V211H115ZM130 210V211H129ZM181 210V211H180ZM40 211V212H39ZM67 211V213L65 212ZM73 211V212H72ZM86 211V212H85ZM96 211V212H95ZM103 211V212H102ZM106 211V212H105ZM115 211V212H114ZM118 211V212H117ZM160 211V212H159ZM180 211V213H179ZM198 211V213H197ZM204 211V212H203ZM219 211V212H218ZM227 211V212H226ZM243 211V212H242ZM250 211V212H249ZM254 211V212H253ZM27 212V214H26ZM36 212V213H35ZM39 212V213H38ZM44 212V213H43ZM72 212V213H71ZM81 212L83 214H81ZM92 212V213H91ZM117 212V213H116ZM122 212V213H121ZM129 212V213H128ZM138 212V213H137ZM141 212V213H140ZM147 213V217L145 216V213ZM167 212V213H166ZM173 212V213H172ZM183 212V211H182ZM226 212V213H225ZM239 212V213H238ZM41 213V214H40ZM49 213V214H48ZM54 213V214H53ZM86 213H88L90 216L91 214L93 215H100L97 217H93L92 215V219L91 220L92 223V227L87 226L86 223L87 221H85L87 215ZM101 213V214H100ZM114 213V214H113ZM174 213H176L174 215ZM207 213V214H206ZM218 213V214H217ZM220 213V214H219ZM245 213V214H244ZM248 213V214H247ZM262 213V214H261ZM36 214V215H34ZM60 214V215H59ZM79 217H81V215L84 217L85 219L83 220V218L81 217L79 219V217L77 218V222L76 219H74L73 217L75 215H77ZM121 214V215H120ZM125 214V215H124ZM157 214L159 216V214H161V217H165L162 218L159 216L158 219L157 218ZM178 214V215H177ZM185 216H183V215ZM202 214V215H201ZM211 214V215H209ZM213 214V215H212ZM254 214V215H253ZM24 215V216H23ZM43 219H41L42 216H44ZM63 215V216H62ZM74 215V216H73ZM103 215V216H102ZM127 215V216H126ZM135 215V216H134ZM144 215V216H143ZM155 216V220L154 216ZM167 215V216H166ZM177 215V217H176ZM198 215V216H197ZM200 215V216H199ZM208 215V216H207ZM242 215V216H241ZM245 215V216H244ZM252 215V217H251ZM66 216V217H65ZM72 216V217H71ZM118 216V218H117ZM124 216V217H123ZM151 221H149L151 218ZM181 216V217H180ZM188 216V217H187ZM205 216V217H204ZM214 216V217H213ZM218 216V217H217ZM225 216V217H224ZM230 216V217H229ZM100 218L99 220L96 218ZM115 217V218H114ZM170 217V218H169ZM179 217V218H178ZM204 217V218H202ZM228 217V218H227ZM248 217V218H247ZM251 217V218H249ZM45 218V219H44ZM64 218V219H63ZM68 218V219H67ZM71 218V219H69ZM75 220H73V219ZM76 218V216H75ZM128 219V220H124V219ZM160 218V219H159ZM174 218V219H173ZM245 218V219H243ZM247 218V219H246ZM63 221V220H66ZM79 219V220H78ZM82 219V221H81ZM113 221H111V220ZM116 219V220H115ZM118 219V220H117ZM148 219L149 222H151L149 224V222L146 220ZM182 219V220H181ZM207 219V220H206ZM47 220V219H46ZM49 220V219H48ZM71 220L70 223H68ZM98 220V221H97ZM121 220V221H120ZM189 220V221H186ZM207 222H206V221ZM227 220V221H225ZM246 220V221H245ZM251 220V221H249ZM73 221L75 223H73ZM96 221V222H95ZM111 221V222H110ZM126 221V223H125ZM130 221V222H129ZM142 221V223H141ZM154 221V222H153ZM253 221V222H252ZM261 221V222H260ZM66 222V223H65ZM80 222V223H79ZM84 222V223H82ZM118 223V226H116ZM148 222V223H145ZM160 222V223H161ZM170 222V224H171ZM180 222V223H181ZM200 222V224L202 223ZM221 222V223H220ZM251 222V223H250ZM99 223V225L96 224ZM101 223V225H100ZM106 223V222H104ZM115 224V227H113L112 224ZM145 223V224H144ZM165 223V222H163ZM190 223V224H189ZM69 224H72L69 226ZM81 224V225H80ZM84 224V225H83ZM120 224V225H119ZM162 224V223H161ZM166 224V223H165ZM164 224V225H165ZM173 224V223H172ZM210 224V223H209ZM79 225V226H78ZM86 225V226H85ZM102 225H104L102 227ZM127 225V226H126ZM132 225V226H131ZM138 225H140V227H138ZM228 225V226H226ZM77 226V227H76ZM82 226V227H81ZM84 226V227H83ZM98 226V227H97ZM100 226V227H99ZM199 226V225H197ZM210 226V225H209ZM206 229L208 231V233H214V229L212 230L211 228ZM225 226V229H224ZM248 226V227H247ZM75 227V228H74ZM81 229H78V228ZM89 227V229H88ZM102 227V228H101ZM121 227V229L123 228ZM138 227V229H137ZM206 227V228H205ZM230 227V228H229ZM68 228V229H67ZM108 228V229H111ZM229 228V229H228ZM248 228V229H247ZM69 229V231H71ZM83 229V230H82ZM91 229V230H92ZM120 229V228H119ZM137 229V230H136ZM262 229V230H261ZM205 230V231H206ZM213 231V232H212ZM225 231V232H224ZM238 231V232H237ZM262 232V233H261ZM261 235H260V234ZM226 234V235H225ZM20 237L22 234H20ZM24 235V234H23ZM22 235V237H24ZM218 235V234H217ZM228 235V237H227ZM237 235V234H236ZM2 236V235H0ZM25 236H27L25 234ZM221 236V237H222ZM21 237V238H22ZM40 239H39V238ZM28 238V237H27ZM24 240L25 238H23L22 240L25 242L27 240L30 239V242L28 241L29 244H34V243H40L41 241V235L38 236H33V238H29ZM38 238V239H37ZM227 238V239H226ZM34 239V240H33ZM39 240V241H38ZM38 241V242H37ZM96 245V244H94ZM9 250V253H8ZM6 249V253L7 254H16L14 249ZM14 252H13V251ZM5 252V250H3ZM215 252L214 255H219L222 251H220L219 249H214ZM13 252V253H12ZM217 252V253H216ZM219 253V254H218ZM6 254V255H7ZM142 256V259L140 258V262H145V260L147 259V256L144 255L143 253H140ZM9 255V256H11ZM138 256V255H137ZM146 258H145V257ZM126 259V260H125ZM132 261H131V260ZM125 262H133L135 261V259L133 260L132 258H127L124 257ZM129 260V261H127ZM142 260V261H141ZM149 259H147V263H148ZM137 262L135 261V264ZM114 264V263H111ZM129 264V263H128ZM233 264V263H231ZM235 264V263H234Z\"/></svg>",
	"mask_w": 264,
	"mask_h": 264
},
{
	"label": "bare ground",
	"instance_id": "2",
	"mask_svg": "<svg viewBox=\"0 0 264 264\" xmlns=\"http://www.w3.org/2000/svg\"><path fill=\"white\" fill-rule=\"evenodd\" d=\"M125 0H10L9 2H8V5H10V7H11V11H10V9H9V13L7 12H5L6 14H4V12H3V14L5 15V17H3V16H1L2 18H1V20H0V43H1V40L3 41L5 38H10V40H12V38H11V36L12 37H14L15 36V39H17V37L16 36H20L19 34L21 33H23V31L25 32V30L27 31V30H29V28H30V26H28V25H30L31 24V27L32 26H35V24L36 23H38V22H40V21H46V20H54V19H56V18H60V17H65V15H67V16H69L68 14H70V16L72 17V15H73V19H74V28L72 29V31H70V32H68V30H67V33H66V35H65V32H64V34L63 35H61L62 37L61 38H57L56 40V43H61V46L63 45L64 46V44H68V47H70V45H79V47L84 43V40L86 41V40H89L88 38H86L87 37V35L88 34H90L91 32H94L95 30L97 31H99V32H102V31H100V30H104V29H106V27L108 28V32H109V29L110 28H112V30L114 29L115 31L116 30H120V31H123V32H125V33H123V32H121V33H123L122 35H124V34H129V35H134L135 33L134 32H137L138 33V30L139 29H141V28H143V32L145 31L144 30V24L145 23H147V21L149 22V21H154V20H157L156 22H160L159 24H160V28H161V31L163 32V34L165 35V36H167V35H171L170 33L175 29V27L177 26V28H179L178 26H179V24H180V21H183L184 23H185V19H186V21L187 20H190V21H187V22H189L190 23V25H189V27L191 28V26H192V28H194L193 26H195L196 28L198 27L199 29H200V27H202V29H204V31H205V28L207 27V28H212V29H218V30H223V33L221 34L222 35V39L223 40H225V41H228L229 43H230V41L232 40H234V39H237V38H240V39H242V38H244V39H246V38H250V37H254V36H260V37H262V36H264V23H263V26L261 25V26H259V28H253V25L251 24V22L249 23V19H251V18H254V15L253 16H251L252 14H254V13H258V11L257 10H260V9H264V0H149V1H147V3H145L143 0V2H141V0H140V2L141 3H143V5L142 6H136L135 5V3L136 4H140V2H138L137 0H129V1H131V2H128L127 0L125 1V3L124 4H126V2H128V5L129 6H127V4H126V6H124L122 9H121V5L120 4H122V2H124ZM4 3V2H3ZM7 3V2H6ZM123 6V5H122ZM131 7V8H130ZM8 8V7H7ZM130 8V9H129ZM5 9V8H4ZM3 9V10H4ZM127 9H129V11H127ZM262 9V10H263ZM257 15V14H256ZM69 16V17H70ZM167 17H172V18H174L175 20L174 21H172L173 23H169L168 21H170V20H168L167 22L165 21V20H167L166 18ZM68 18V17H67ZM61 19V18H60ZM64 19V18H63ZM71 19V18H70ZM58 20V19H57ZM173 20V19H172ZM179 23H178V22ZM152 22H150V23H152ZM155 22V21H154ZM171 22V21H170ZM175 22H177V24L175 23ZM191 22H193L192 23V25H191ZM62 23V22H61ZM66 23V22H65ZM72 23V22H71ZM183 23V24H184ZM189 23H186V25L187 24H189ZM33 24V25H32ZM41 24V26H42V22L41 23H39V25ZM47 24V23H46ZM63 24V23H62ZM182 23L180 24V25H183ZM262 24V23H261ZM71 25V24H70ZM185 24L183 25V27L182 28H184L185 26H186ZM256 25V24H255ZM254 25V26H255ZM258 25V24H257ZM29 27V28H26V27ZM37 26V25H36ZM35 26V27H36ZM40 26V27H41ZM44 26H45V23L43 24V28H44ZM58 26H59V24H58ZM65 26H66V24H65ZM141 26H143V27H141ZM148 26V25H147ZM146 26V27H147ZM150 26V25H149ZM159 26V25H158ZM40 27H37V29H39ZM47 27V26H46ZM45 27V28H46ZM61 27V26H60ZM59 27V28H60ZM154 27H155V24H154ZM258 27V26H257ZM26 28V29H25ZM32 28H34V27H32ZM69 28V27H68ZM188 28V26H186L185 27V29H187ZM36 29V28H35ZM40 29H42V28H40ZM181 29V28H180ZM32 30V29H31ZM43 30H45V29H43ZM184 30V29H183ZM191 30V29H190ZM35 31V30H34ZM47 31V30H46ZM62 31V30H61ZM95 31V32H96ZM97 31V32H98ZM105 31V30H104ZM114 31V32H115ZM119 31V32H120ZM139 31H141V30H139ZM147 31H149V30H147ZM147 31H145V32H147ZM155 31V30H154ZM220 31V32H221ZM63 32V31H62ZM61 32V33H62ZM110 32H111V30H110ZM145 32H144V34H145ZM161 32V33H162ZM208 32V31H207ZM210 32V31H209ZM218 32V31H217ZM151 33V32H150ZM165 33H167V34H165ZM202 33H204V32H202ZM213 33V32H212ZM31 34V33H30ZM43 34H45V32L43 33ZM111 34V33H110ZM139 34H140V32H139ZM141 34H142V31H141ZM140 34V35H141ZM149 34V33H148ZM178 34V33H177ZM209 34V33H208ZM53 35V34H52ZM92 35H93V33H92ZM98 35V34H97ZM121 35V36H122ZM143 35V34H142ZM151 35V34H150ZM197 35V34H196ZM10 36V37H9ZM60 36V35H59ZM90 36V35H89ZM135 36H136V34H135ZM139 36V35H138ZM148 36V35H147ZM160 37L159 38H161V35H159ZM219 36V35H218ZM47 38H48V36H46ZM112 37V36H111ZM125 37H126V35H125ZM131 37V36H130ZM164 37V36H163ZM196 37V36H195ZM215 35L213 34V36L211 35V36H209V35H206L205 36V42L207 43V42H209V41H215L214 39H215ZM256 37V38H257ZM23 38V37H22ZM28 38V37H27ZM30 38V37H29ZM28 38V39H29ZM98 38V37H97ZM99 38H100V36H99ZM117 38H120L119 36L117 37ZM123 38H124V36H123ZM129 38V37H128ZM136 38V37H135ZM134 38V40L136 41V39ZM139 38H140V36H139ZM142 38V37H141ZM148 38H149V36H148ZM148 38H146L145 39V41H149V40H152V38L150 39L149 38V40H148ZM166 38V37H165ZM14 39V40H15ZM21 39V38H20ZM19 39V40H20ZM42 39V38H41ZM51 39V38H50ZM92 39V38H91ZM133 38H131V40H132ZM156 39H157V37H156ZM188 39V38H187ZM197 39V38H196ZM251 39H253V38H251ZM261 39H263V38H261ZM24 40V39H23ZM27 40V39H26ZM26 40H24V41H26ZM106 40V39H105ZM113 40V39H112ZM111 40V41H112ZM118 40H120V39H118ZM122 40V39H121ZM124 40V39H123ZM128 40V39H127ZM133 40V41H134ZM143 40V39H142ZM160 40V39H159ZM186 40V39H185ZM217 40H219V39H217ZM264 40V39H263ZM7 41V40H6ZM9 41V40H8ZM21 41H22V39H21ZM28 41V40H27ZM26 41V42H27ZM46 41V40H45ZM52 41L55 43V41H54V38L52 39ZM51 41V42H52ZM83 41V43H80V42H82ZM93 41V40H92ZM101 41V40H100ZM110 41V40H109ZM231 41V42H232ZM241 41H243V39L241 40ZM245 41V40H244ZM9 42H12V41H9ZM18 41L16 40V43H17ZM23 42V41H22ZM50 42V43H51ZM91 42V41H90ZM89 42V43H90ZM94 42V41H93ZM116 42H117V40H116ZM120 42V41H119ZM152 42V41H151ZM183 42V41H182ZM3 43V42H2ZM4 43H5V41H4ZM15 43V42H14ZM13 43V44H14ZM21 43V42H20ZM30 43V42H29ZM34 43V42H33ZM85 43H87V42H85ZM96 43V42H95ZM98 43V42H97ZM96 43V44H97ZM106 43V42H105ZM112 43V42H111ZM113 43H114V41H113ZM135 43V42H134ZM133 43V44H134ZM138 43H140V41L138 42ZM166 43V42H165ZM185 43V42H184ZM211 43V42H210ZM219 43V42H218ZM24 44V43H23ZM47 44H49L48 42H47ZM52 44V43H51ZM81 44V45H80ZM99 44V43H98ZM137 44V43H136ZM143 44V43H142ZM174 44H176V43H174ZM182 44V43H181ZM198 44V43H197ZM203 44V43H202ZM227 44V43H226ZM264 44V43H263ZM19 45V44H18ZM22 45V44H21ZM65 45V46H66ZM78 45H77V47H78ZM112 45V44H111ZM117 46H118V44H116ZM135 45V44H134ZM144 45H146L145 44V42H144ZM148 45L150 46V44L148 43ZM154 45V44H153ZM168 45V44H167ZM185 45V44H184ZM220 45V44H219ZM239 45H241V44H239ZM252 45V44H251ZM0 46H2V45H0ZM11 46H13V45H11ZM15 46V45H14ZM25 46V45H24ZM23 46V47H24ZM32 45H30V47H31ZM45 46H46V44H45ZM45 46H43L44 48H45ZM48 46V49H52V51L54 52V50L55 49H53V48H56V47H58V46H60L59 44L56 46V45H54V47L52 46V45H50V46H52V47H50L49 45H47ZM46 46V47H47ZM56 46V47H55ZM62 46V47H63ZM87 46V45H86ZM85 46V47H86ZM95 46V45H94ZM93 46V47H94ZM106 46V45H105ZM109 46V45H108ZM113 46V45H112ZM125 46V45H124ZM151 46H152V43H151ZM150 46V47H151ZM174 46V45H173ZM215 46H218V45H215ZM230 46V45H229ZM19 47V46H18ZM22 47V48H23ZM84 47V46H83ZM97 47V46H96ZM121 47V46H120ZM140 47H141V44H140ZM146 46H144L143 47V49L145 48ZM156 48L158 47V46H155ZM232 47V46H231ZM254 47V46H253ZM5 48V47H4ZM15 48V47H14ZM13 48V49H14ZM21 48V47H20ZM29 48V47H28ZM33 48V47H32ZM32 48H31V50H32ZM101 48V47H100ZM114 48V47H113ZM127 48V47H126ZM131 48V47H130ZM147 48V47H146ZM159 48V47H158ZM157 48V49H158ZM167 48V47H166ZM175 48V47H174ZM193 48V47H192ZM195 48H198V47H195ZM228 48V47H227ZM0 49H2V48H0ZM9 49V48H8ZM40 49H41V47H40ZM46 49V48H45ZM45 49L43 50V48H42V50L44 51V52H46L45 51ZM48 49H47V52L46 53H52V51L50 52H48ZM56 49H59V48H56ZM66 49V48H65ZM72 48H70V50H71ZM82 49V48H81ZM96 49V48H95ZM106 49V48H105ZM104 49V50H105ZM123 49V48H122ZM136 49H139V48H136ZM135 49V50H136ZM142 49V50H143ZM157 49H153L152 47H151V51H148V53H147V55H145V56H148V58H150V60L153 58V61L156 59V57L158 56L157 55V53L159 52H157ZM225 49H226V47H225ZM4 50H6V49H4ZM10 50V49H9ZM21 50V49H20ZM19 50V51H20ZM27 51H28V49H26ZM64 50V49H63ZM67 50H69L68 48H67ZM69 50V51H70ZM92 50V49H91ZM98 50V49H97ZM99 50H101V49H99ZM119 50V49H118ZM133 50H134V47H133ZM146 50V49H145ZM159 50V49H158ZM161 50V49H160ZM174 50V49H173ZM172 50V51H173ZM233 50V49H232ZM231 50V51H232ZM246 50V49H245ZM24 51V50H23ZM33 51H35V49L33 50ZM58 51V50H57ZM65 51V50H64ZM63 51V52H64ZM75 51H76V49H75ZM103 51V50H102ZM107 51V50H106ZM105 51V52H106ZM122 51V50H121ZM132 51V50H131ZM139 51V50H138ZM169 51H170V49H169ZM181 51V50H180ZM185 51V50H184ZM16 51L14 50L13 51V53H15ZM21 52V51H20ZM62 52V51H61ZM78 52V51H77ZM82 52V51H81ZM83 52H84V50H83ZM94 52H97V51H94ZM109 52V51H108ZM114 52H115V50H114ZM23 53V52H22ZM21 53V54H22ZM28 53H29V51H28ZM55 53V52H54ZM54 53H52V54H54ZM65 53V52H64ZM79 53V52H78ZM78 53H76V54H78ZM89 53H92V51L91 52H89ZM101 53V52H100ZM107 53V52H106ZM111 53V52H110ZM123 53V52H122ZM135 53V52H134ZM140 53V52H139ZM160 53V52H159ZM173 53H175V52H173ZM201 53V52H200ZM203 53V52H202ZM0 54H1V52H0ZM16 54V53H15ZM27 54V53H26ZM56 54H57V52H56ZM58 54H60V53H58ZM70 54V53H69ZM68 54V55H69ZM72 54V53H71ZM74 54V53H73ZM76 54H75V59L73 60L72 58H73V56H72V58H71V56L70 57H68V59L69 58H71V60H73L72 61V63H73V65L74 64H78L79 66L80 65H85V66H87L88 67V64L90 65V63H91V61H90V59H91V55L89 54V55H87L86 53H84V54H86V55H82V57H80V56H78V58H77V56H76ZM98 54V53H97ZM105 54V53H104ZM136 54V53H135ZM170 54V53H169ZM168 54V55H169ZM208 54V53H207ZM229 54V53H228ZM10 55V54H9ZM17 55V54H16ZM37 55V54H36ZM55 55V54H54ZM53 55V58L54 57H57L56 55L54 56ZM67 55V56H68ZM93 55V54H92ZM96 55V54H95ZM108 55H109V53H108ZM132 55H133V53H132ZM131 55V56H132ZM137 55V54H136ZM139 55V54H138ZM142 55L144 56V54L142 53ZM141 55V56H142ZM166 55V54H165ZM188 55V54H187ZM212 55V54H211ZM220 55V54H219ZM224 55V54H223ZM249 55V54H248ZM27 56V55H26ZM30 57H31V55H29ZM44 56V55H43ZM48 56V55H47ZM64 56V55H63ZM119 56V55H118ZM178 56V55H177ZM230 56V55H229ZM17 57V56H16ZM62 57V56H61ZM66 57V56H65ZM97 57V56H96ZM103 57V56H102ZM101 57V58H102ZM112 57V56H111ZM124 57V56H123ZM129 57V56H128ZM133 57H135V56H133ZM140 57V56H139ZM176 57V56H175ZM174 57V58H175ZM215 57V56H214ZM214 57H213V59H214ZM248 57V56H247ZM52 58V61L54 60ZM63 58V57H62ZM114 58H116V57H114ZM131 58V57H130ZM144 58V57H143ZM146 59V57H145V59L146 60H149V59ZM189 58V57H188ZM3 59V58H2ZM7 59V58H6ZM11 59V58H10ZM16 59V58H15ZM20 59V58H19ZM37 59H38V57H37ZM49 59V58H48ZM56 60H57V58H55ZM64 60H60L61 61V64H63V65H65L66 64V66L68 65V67H69V62L68 61H66L65 60V58H63ZM66 59H67V57H66ZM99 59V58H98ZM107 59V58H106ZM110 59V58H109ZM118 59V58H117ZM127 59V58H126ZM137 60H138V58H136ZM141 59V58H140ZM158 59V58H157ZM177 59V58H176ZM180 59V58H179ZM196 59V58H195ZM234 59V58H233ZM252 59V58H251ZM27 60V59H26ZM25 60V61H26ZM31 60V59H30ZM92 60V59H91ZM97 60V59H96ZM103 60H105V57H104V59ZM103 60L102 61H100V63L101 62H103ZM119 60V59H118ZM117 60V61H118ZM121 60V59H120ZM142 60V59H141ZM247 60V59H246ZM256 60V59H255ZM25 61H23V62H25ZM33 61V60H32ZM46 61H47V59H46ZM70 61V60H69ZM93 61H95L94 59H93ZM107 61V60H106ZM123 61V60H122ZM125 61V60H124ZM133 61V60H132ZM144 61V60H143ZM157 61V60H156ZM156 61H154V63L156 62ZM178 61H180V60H178ZM195 61V60H194ZM219 61V60H218ZM251 61V60H250ZM13 62H14V59H13ZM27 63H28V61H26ZM39 62V61H38ZM41 62V61H40ZM44 62V61H43ZM55 62V61H54ZM53 62V63H54ZM67 62H68V64H67ZM98 62H99V60H98ZM105 62V61H104ZM120 62V61H119ZM146 62V61H145ZM149 62V61H148ZM151 62H152V60H151ZM193 62V61H192ZM196 62V61H195ZM229 62V61H228ZM3 63V62H2ZM26 63V64H27ZM33 63V62H32ZM34 63H36V62H34ZM46 63V62H45ZM47 63H48V61H47ZM51 63V62H50ZM53 63H51V64H53ZM56 63L58 64V65H56L55 63V65H53V66H55L56 68H57V66H59V63H58V61H56ZM85 63H87V65L85 64ZM110 63V62H109ZM117 63V62H116ZM123 63V62H122ZM128 63V62H127ZM130 63V62H129ZM132 63V62H131ZM138 63V62H137ZM150 63V62H149ZM157 63H159V62H157ZM178 63V62H177ZM214 63V62H213ZM225 63V62H224ZM238 63V62H237ZM14 64V63H13ZM22 64V63H21ZM60 64V65H61ZM94 64V63H93ZM96 64V63H95ZM99 64V63H98ZM102 64V63H101ZM124 64V63H123ZM152 64V63H151ZM176 64V63H175ZM235 64V63H234ZM233 64V65H234ZM240 64V63H239ZM32 65V64H31ZM34 65H36V64H34ZM48 66L50 65V64H47ZM70 65H72V64H70ZM78 65H76V66H73V68H75L76 67V69L78 68L79 69V71H80V68L78 67ZM114 65V64H113ZM119 65V64H118ZM227 65V64H226ZM252 65H253V63H252ZM251 65V66H252ZM9 66H12V65H9ZM18 66H20V64H18ZM38 66H39V64H38ZM37 66V67H38ZM40 66H41V64H40ZM44 66V65H43ZM46 66V65H45ZM51 67H53L52 65H50ZM66 66H63V68L65 67V69L64 70H66L67 69V67ZM93 66V65H92ZM110 66V65H109ZM120 66H122V65H120ZM139 66V65H138ZM166 66V65H165ZM179 66V65H178ZM182 66V65H181ZM187 66V65H186ZM204 66V65H203ZM241 66V65H240ZM254 66V65H253ZM3 67V66H2ZM8 67V66H7ZM14 67L17 69V66H15L14 65ZM25 67V66H24ZM28 67H30V66H28ZM32 67V66H31ZM30 67V69H32V68H34V67H32L31 68ZM60 67V66H59ZM62 67V66H61ZM71 67V66H70ZM101 67V66H100ZM116 67V69H118L117 68V66H115ZM133 67V66H132ZM145 67H147V66H145ZM164 67V66H163ZM171 67V66H170ZM185 67V66H184ZM197 67H198V65H197ZM201 67V66H200ZM226 67V66H225ZM245 67H246V65H245ZM249 67V66H248ZM262 67V66H261ZM1 68V67H0ZM27 68V67H26ZM81 68H82V66H81ZM85 68V67H84ZM84 68H82L83 69V72H84ZM92 68H94V70H95V68H97V66L96 67H92ZM127 68V67H126ZM144 68V67H143ZM169 68V67H168ZM259 68V67H258ZM2 69V68H1ZM25 69V68H24ZM39 69V68H38ZM55 69V68H54ZM81 69V70H82ZM86 69H88V68H86ZM89 69H90V66H89ZM100 69V68H99ZM106 69V68H105ZM121 69H122V67H121ZM142 69V68H141ZM176 69V68H175ZM184 69V68H183ZM186 69H187V67H186ZM208 69V68H207ZM216 69V68H215ZM215 69H213V72H214V70ZM218 69V68H217ZM220 69V68H219ZM240 69V68H239ZM243 69V68H242ZM245 69V68H244ZM249 69V68H248ZM254 69V68H253ZM3 70V69H2ZM21 70V69H20ZM23 70V69H22ZM48 70V69H47ZM46 70V71H47ZM59 69L57 68V71H58ZM68 70V69H67ZM103 70V69H102ZM108 70V69H107ZM111 70V69H110ZM114 70V69H113ZM131 70H133V69H131ZM131 70H129L128 71V73H125V72H127V71H125L124 73L123 72H121V73H123L122 74V76L125 78H127L128 79V77L130 78V73L129 72H131ZM146 70V69H145ZM155 69H153V71H154ZM162 70V69H161ZM194 70V69H193ZM211 70V69H210ZM230 70V69H229ZM10 71V70H9ZM16 71V70H15ZM36 71V70H35ZM52 71V70H51ZM55 71V70H54ZM69 71V70H68ZM70 71H72V72H74L73 70H71L70 69ZM76 71H78V70H76ZM91 71H92V69H91ZM98 71V69H96V71H94V72H97ZM112 71V70H111ZM115 72H116V70H114ZM167 71V70H166ZM204 71H205V69H204ZM219 71V70H218ZM222 71V70H221ZM241 71V70H240ZM258 71V70H257ZM2 72V71H1ZM14 72V71H13ZM19 72V71H18ZM25 72V71H24ZM28 72H29V70H28ZM53 72V71H52ZM56 72V71H55ZM58 72H60V71H58ZM64 72V71H63ZM65 72H67V71H65ZM81 72V71H80ZM94 72H92V73H94ZM98 72H100V71H98ZM106 72H108V71H106ZM113 72V71H112ZM118 72V71H117ZM117 72H116V76L117 77H119V74L117 75ZM155 72V71H154ZM162 72V71H161ZM216 72H217V70H216ZM239 72V71H238ZM244 72V71H243ZM252 72V71H251ZM250 72V73H251ZM255 72V71H254ZM12 73V72H11ZM20 73V72H19ZM44 73V72H43ZM49 73V72H48ZM51 73V72H50ZM68 73V72H67ZM103 74H104V72H102ZM133 74L135 73L134 71L132 72ZM141 73V72H140ZM171 73H173V72H171ZM182 73V72H181ZM184 73V72H183ZM204 73H206V72H204ZM209 73H210V71H209ZM223 73V72H222ZM249 73V74H250ZM260 73V72H259ZM258 73V74H259ZM0 74H2V73H0ZM5 74H6V72H5ZM8 74H9V72H8ZM16 74V73H15ZM14 74V75H15ZM21 74H22V72H21ZM51 74H53L54 75V73H51ZM66 74V73H65ZM72 74V73H71ZM97 74V73H96ZM99 74V73H98ZM110 74V73H109ZM113 74H114V72H113ZM136 74H138L137 72H136ZM152 74V73H151ZM154 74V73H153ZM201 74H203V73H201ZM207 75H209L208 73H206ZM227 74H229V73H227ZM232 74V73H231ZM233 74H235V73H233ZM238 74V73H237ZM240 74V73H239ZM258 74L257 75H255V73H253V76H258ZM3 75H4V73H3ZM12 75V74H11ZM18 75L19 74H17V77H18ZM46 75H49V74H46ZM45 75V76H46ZM56 75V74H55ZM54 75V76H55ZM59 75V74H58ZM60 75H61V73H60ZM58 76V78L59 77H61V76ZM63 75V74H62ZM68 75V74H67ZM77 75H78V72H75V73H73L72 74V77L74 78H76L77 77ZM81 73H80V77H78V78H81ZM86 75V74H85ZM88 75V74H87ZM86 75V76H87ZM89 75H91V72H89ZM93 75V74H92ZM91 75V76H92ZM99 75H101V74H99ZM111 75H112V73H111ZM115 75H112V77L114 76L115 77ZM139 75V74H138ZM180 75V74H179ZM184 75V74H183ZM264 75V74H263ZM6 76H7V78H8V75H5V77H3V78H6ZM9 76H10V74H9ZM16 76V75H15ZM33 76H34V74H33ZM37 76V75H36ZM53 76V77H54ZM71 76V75H70ZM83 76H84V73H83ZM82 76V77H83ZM86 76H84V80H85V77ZM95 76V75H94ZM96 76H98V75H96ZM105 76L106 75H103V76H101V77H103V78H105ZM134 76V75H133ZM133 76H131L132 78H135V80H136V77L138 78V76H135V77H133ZM144 76H145V74H144ZM147 76V75H146ZM149 76V75H148ZM154 76V75H153ZM206 76V75H205ZM223 76H224V74H223ZM1 78H2V76H0ZM25 77V76H24ZM50 77V76H49ZM48 77V78H49ZM64 77V76H63ZM88 77V76H87ZM93 77V76H92ZM101 77L99 78V77H95V79H96V81H97V78H99L100 80H101ZM107 77H109V76H107ZM121 77V76H120ZM119 77V78H120ZM123 77H121V79L123 78ZM174 77V76H173ZM183 77V76H182ZM211 77V76H210ZM209 77V78H210ZM231 77V76H230ZM235 77V76H234ZM261 77V76H260ZM2 78V79H3ZM10 78V77H9ZM32 78V77H31ZM34 78V77H33ZM39 78V77H38ZM41 78V77H40ZM67 78V77H66ZM102 78V79H103ZM125 78V79H126ZM131 78V79H132ZM140 78H142L141 77V75H140ZM150 78V77H149ZM186 78V77H185ZM200 78V77H199ZM206 78V77H205ZM212 78H213V76H212ZM217 78V77H216ZM251 78V77H250ZM263 78V77H262ZM11 79V78H10ZM24 79V78H23ZM43 79H45V77L43 78ZM47 79V78H46ZM65 79V78H64ZM87 79H89V78H87ZM90 79L92 80L93 79V81L95 80L94 78H91L90 77ZM98 79V80H99ZM106 79V78H105ZM109 79V78H108ZM111 79V78H110ZM120 79V80H121ZM144 79H147L146 77L144 78ZM153 79V78H152ZM156 79V78H155ZM215 79V78H214ZM242 79V78H241ZM244 79V82H245V78H243ZM242 79V80H243ZM252 79H253V77H252ZM19 80V79H18ZM28 80V79H27ZM33 80H35V79H33ZM42 80V79H41ZM49 80V79H48ZM51 80V79H50ZM56 80V79H55ZM54 80V81H55ZM68 80V79H67ZM70 80V79H69ZM84 80H82V81H84ZM107 80V79H106ZM111 80H113V78L111 79ZM115 80V79H114ZM132 80H134V79H132ZM134 80V81H135ZM138 80V79H137ZM143 80V79H142ZM154 80V79H153ZM235 80V79H234ZM254 80V79H253ZM258 80H259V78H258ZM258 80L256 81V79L254 80V82L256 81V84H257V82H258ZM73 81H74V79H73ZM78 81V80H77ZM77 81H76V84H77ZM90 81V80H89ZM105 81V80H104ZM103 81V82H104ZM119 81V80H118ZM122 81H124L123 79H122ZM128 81V83H125V85L127 84V87H128V84L130 85V81L129 80H127ZM126 81V82H127ZM138 81H140V79L138 80ZM226 81V80H225ZM229 81V80H228ZM233 81V80H232ZM237 81V80H236ZM250 81V80H249ZM9 80H6V79H3V80H1L0 79V87H2V86H5V87H7L6 85H8L9 83ZM11 82V81H10ZM16 82H18V81H16ZM22 82V81H21ZM26 82V81H25ZM28 82V81H27ZM36 82V81H35ZM40 82V81H39ZM46 82H48L47 80H46ZM46 82H44L45 84H46ZM57 82V81H56ZM59 82V81H58ZM71 82V81H70ZM101 82V81H100ZM149 82H151L150 80H149ZM167 82V81H166ZM196 82V81H195ZM201 82V81H200ZM243 82V83H244ZM260 82V81H259ZM8 83V84H7ZM11 83H13L12 85H15L14 84V82H11ZM31 83V82H30ZM30 83H26V84H30ZM49 83V82H48ZM51 83V82H50ZM49 83V84H50ZM75 83V82H74ZM82 83H84V82H82ZM92 83V82H91ZM109 83V82H108ZM112 83V82H111ZM124 83V82H123ZM135 83V82H134ZM144 83H146L147 84V81L146 82H144ZM185 83V82H184ZM193 83V82H192ZM261 83V82H260ZM18 84V83H17ZM17 84H16V88L18 89V87L19 86H17ZM19 84H20V81H19ZM23 84V86L25 87V85L26 84H24V82L22 83ZM33 84V83H32ZM39 84V83H38ZM45 84H42L41 85V82H40V87L39 88H35L37 91H39V92H41L42 91V93H43V89H46V86L45 87H42L43 85H45ZM47 85V88H48V86H51L53 83H51V85ZM70 84V83H69ZM80 83H78V85H79ZM98 84V83H97ZM136 84V83H135ZM134 84V85H135ZM139 84H140V82H139ZM142 84H143V82H142ZM142 84H140L139 85V87H143V86H145L144 84H143V86H142ZM152 84V83H151ZM163 84V83H162ZM178 84H180V83H178ZM186 84V83H185ZM215 84V83H214ZM223 84V83H222ZM232 84V83H231ZM235 84V83H234ZM245 84H246V82H245ZM244 84V85H245ZM248 84V83H247ZM256 84H255V86H256ZM12 85H10V86H12ZM31 85V84H30ZM29 85V86H30ZM60 85V84H59ZM64 85V84H63ZM71 85V84H70ZM85 85H86V82H85ZM101 85V84H100ZM105 85V84H104ZM121 85V84H120ZM136 85H138V84H136ZM150 85V84H149ZM159 85V84H158ZM243 85V84H242ZM249 85V84H248ZM259 85V84H258ZM9 86V85H8ZM28 86V85H27ZM28 86V87H29ZM34 86H35V84H34ZM65 86V85H64ZM63 86V87H64ZM74 86V85H73ZM83 86V85H82ZM131 86V85H130ZM147 86V85H146ZM145 86V87H146ZM170 86V85H169ZM168 86V87H169ZM177 86V85H176ZM199 86V85H198ZM239 86H241V85H239ZM251 86V85H250ZM253 86V85H252ZM263 86V85H262ZM15 87H13V89L15 88ZM23 87V88H24ZM37 87V86H36ZM53 87V86H52ZM55 88H56V86H54ZM69 87V86H68ZM90 87V86H89ZM101 87V86H100ZM105 87V86H104ZM114 87V86H113ZM134 87V86H133ZM133 87H131V88H133ZM156 87V86H155ZM167 87V88H168ZM230 87V86H229ZM236 87V86H235ZM249 87V86H248ZM257 87V86H256ZM12 88V87H11ZM15 88V89H16ZM57 88H58V86H57ZM56 88V89H57ZM102 88V87H101ZM100 88V89H101ZM111 88V87H110ZM125 88V87H124ZM136 88H137V86H136ZM135 88V90H136V92H138V95H139V91L141 92V90L143 91V90H146L145 88H139L140 90H137ZM147 88V87H146ZM152 88H153V86H152ZM157 89H158V87H156ZM156 88H153L154 89V91H156L157 89ZM181 88H184V87H181ZM216 88V87H215ZM227 88V87H226ZM225 88V89H226ZM259 88V87H258ZM257 88V89H258ZM262 88V87H261ZM1 89H4V87L3 88H1ZM6 89V88H5ZM10 89V88H9ZM9 89H8V93L9 92H13V91H17V90H13L12 89V91H9ZM21 89V88H20ZM53 89V88H52ZM60 89V88H59ZM109 89V88H108ZM130 89V88H129ZM150 89V87L148 88V90ZM169 89V88H168ZM177 89V88H176ZM203 89V88H202ZM224 89V88H223ZM233 89V88H232ZM232 89H230L229 91H228V94L230 93V95L232 96V94L233 95H237L238 97H239V95L240 96H243V95H245L244 97L246 98L247 96H248V99L249 98H259V99H264V92H262L261 90L262 89H260L259 88V90H257V89H255V88H246V86H244V87H241V88H239V89H234L235 91H231ZM75 90V89H74ZM81 90V89H80ZM88 90V89H87ZM92 90V89H91ZM122 90H124V89H122ZM151 90V89H150ZM159 90V89H158ZM157 90V91H158ZM199 90V89H198ZM204 90V89H203ZM4 90H2V91H0V92H3ZM29 91V90H28ZM36 91V92H37ZM46 91V90H45ZM67 91V90H66ZM83 91V90H82ZM111 91V90H110ZM114 91V90H113ZM125 91V90H124ZM156 91V92H157ZM163 91V90H162ZM188 91V90H187ZM191 91V90H190ZM7 92V91H6ZM23 92V91H22ZM48 92V91H47ZM123 92V91H122ZM126 92H127V89H126ZM132 92V91H131ZM135 92V93H136ZM145 92H147V91H144V94H145ZM150 92V91H149ZM153 92V91H152ZM165 92V91H164ZM207 92V91H206ZM226 90L225 91H222L221 92V89H220V92H218L219 94H217V97H218V95L219 96H221L222 94H226ZM7 93V94H8ZM14 93V92H13ZM26 93V92H25ZM32 93H33V91H32ZM31 93V94H32ZM38 93V92H37ZM44 93H46V92H44ZM55 93V92H54ZM59 93V92H58ZM76 93V92H75ZM79 93V92H78ZM95 93V92H94ZM97 93V92H96ZM115 93V92H114ZM143 93V92H142ZM155 93V92H154ZM161 93V92H160ZM205 93V92H204ZM214 94H215V92H213ZM3 94V93H2ZM1 94V96H3ZM6 94V95H7ZM35 93H33V95H34ZM50 94V93H49ZM62 94V93H61ZM73 94V93H72ZM141 94V93H140ZM147 94V93H146ZM227 94V95H228ZM4 95H5V93H4ZM5 95V96H6ZM8 95H10V94H8ZM36 95V94H35ZM38 95H39V93H38ZM58 95V94H57ZM57 95H56V97H57ZM80 95H81V93H80ZM136 95V94H135ZM135 95H134V98H135ZM152 95H153V93H152ZM168 95V94H167ZM178 95V94H177ZM193 95V94H192ZM211 95H212V93H211ZM226 95V96H227ZM230 95L228 96V97H230ZM49 96V95H48ZM52 96V95H51ZM82 96H83V94H82ZM94 96V95H93ZM97 96V95H96ZM119 96V95H118ZM163 96V95H162ZM215 97H216V95H214ZM4 97V96H3ZM9 97V96H8ZM21 97H22V95H21ZM30 97V96H29ZM34 97V96H33ZM41 97V96H40ZM50 97V96H49ZM67 97V96H66ZM80 97V96H79ZM79 97H77L78 99H79ZM109 97V96H108ZM117 97V96H116ZM123 97V96H122ZM148 97V96H147ZM151 97V96H150ZM153 97V96H152ZM210 97V96H209ZM208 97V98H209ZM214 97V98H215ZM224 98H225V95L223 96ZM227 97V98H228ZM237 97V98H238ZM2 98V97H1ZM0 98V99H1ZM35 98V97H34ZM55 98V97H54ZM82 98V97H81ZM80 98V99H81ZM84 98H86V97H84ZM94 98V97H93ZM111 98H113V96L111 97ZM110 98V99H111ZM137 98V97H136ZM140 98V97H139ZM163 98V97H162ZM168 98V97H167ZM189 98V97H188ZM204 98V97H203ZM211 98V97H210ZM209 98V99H210ZM218 98H220V97H218ZM226 98V99H227ZM236 98V97H235ZM4 98H2L1 100L2 101H4L3 100ZM7 99V98H6ZM14 99V98H13ZM22 99V98H21ZM26 99V98H25ZM24 99V100H25ZM29 99V98H28ZM43 99V98H42ZM79 99V100H80ZM114 100H116L117 101V98H113ZM133 99V98H132ZM149 99H151V98H149ZM207 99V98H206ZM230 99H231V97H230ZM234 99V98H233ZM232 99V100H233ZM24 100H22V101H24ZM27 100V99H26ZM46 100V99H45ZM49 100V99H48ZM51 100V99H50ZM70 100V99H69ZM79 100H78V102H79ZM87 100V99H86ZM109 100V99H108ZM107 100V101H108ZM113 100V102H116V101H114ZM118 100H119V98H118ZM126 100V99H125ZM124 100V101H125ZM128 100V99H127ZM131 100V99H130ZM143 100H145V99H143ZM143 100H140V101H143ZM157 100V99H156ZM208 100V99H207ZM212 100V99H211ZM214 101H216V99H213ZM222 99H220V101H221ZM225 100V99H224ZM237 100V99H236ZM6 101V100H5ZM4 101V102H5ZM9 101V100H8ZM11 101V100H10ZM9 101V102H10ZM15 101V100H14ZM18 101V100H17ZM28 101V100H27ZM83 101V100H82ZM110 101V103L112 104V99L111 100H109ZM145 101H147V100H145ZM186 101V100H185ZM194 101H195V99H194ZM199 101V100H198ZM202 101V100H201ZM200 101V102H201ZM213 101V102H214ZM218 101V100H217ZM216 101V102H217ZM243 101V100H242ZM252 101V100H251ZM259 101V100H258ZM9 102H7V103H9ZM21 102V101H20ZM58 102V101H57ZM60 102V101H59ZM71 102H73V100L71 101ZM77 102V103H78ZM85 102H88V101H85ZM119 102V101H118ZM132 102V101H131ZM158 102V101H157ZM208 102V101H207ZM209 102H210V100H209ZM212 102V101H211ZM210 102V103H211ZM213 102H212V104H213ZM233 102V101H232ZM240 102V101H239ZM244 102V101H243ZM262 102V101H261ZM2 103L3 102H1L0 104V115H3V114H11V113H13V114H19L20 112L21 113H27L30 117L31 116H33V117H31L32 119H34V118H36V117H34V116H43V115H47L48 116V114L50 115V114H59V115H61V117L62 116H71V114H73L74 113V111L75 110H77V109H81V107L82 106H80L79 104L81 103V104H83L82 102H80L79 104H75V105H72V106H70V107H68L69 105H67V103H64V104H66V106L68 107H66L65 105L63 106V107H60V106H45L44 104V106L45 107H43V108H40L39 110H38V107H37V109H35V108H32V106L31 107H29V108H22L21 106L24 104H15V102H13V103H11V104H3L2 105ZM26 103V102H25ZM42 103V102H41ZM44 103V102H43ZM47 103V102H46ZM50 103V102H49ZM54 103V102H53ZM63 103V102H62ZM70 103V102H69ZM68 103V104H69ZM91 103V102H90ZM104 103H106V104H104V105H107V103L108 102H105L104 101ZM109 103V104H110ZM148 103V102H147ZM153 103V102H152ZM183 103V102H182ZM202 103H205V102H202ZM209 103V104H210ZM215 103V102H214ZM252 102H250V104H251ZM263 103H264V101H263ZM32 104V103H31ZM37 104H38V102H37ZM59 104V103H58ZM61 104V103H60ZM59 104V105H60ZM93 104H94V102H93ZM92 104V105H93ZM110 104V105H111ZM118 104H124L123 102L122 103H118ZM179 104V103H178ZM218 104V103H217ZM219 104H220V102H219ZM255 104H256V102H255ZM262 104V103H261ZM261 104H260V106H261ZM55 105V104H54ZM87 105V104H86ZM99 104H97V106H98ZM116 105H117V102H116ZM115 104H114V106H116ZM125 105V104H124ZM124 105L122 106V107H124ZM138 105V104H137ZM164 105V104H163ZM167 105V104H166ZM195 105H196V103H195ZM226 105V104H225ZM243 105H245V104H243ZM247 105V104H246ZM259 105V104H258ZM38 106V105H37ZM42 106V105H41ZM62 106V105H61ZM89 107H90V105H88ZM95 106V105H94ZM112 106H113V104H112ZM118 106V105H117ZM126 106V105H125ZM139 106V105H138ZM146 106V105H145ZM157 106V105H156ZM205 106V105H204ZM217 106H219V105H217ZM27 107V106H26ZM34 107V106H33ZM87 107V106H86ZM92 107V106H91ZM96 107V106H95ZM102 107V106H101ZM155 107V106H154ZM201 107V106H200ZM215 107V106H214ZM264 107V106H263ZM116 108V107H115ZM114 107H113V109H115ZM119 108V107H118ZM125 108V107H124ZM129 109H130V107H128ZM146 108V107H145ZM192 108V107H191ZM195 108V107H194ZM206 108V107H205ZM242 108V107H241ZM80 109H79V111H80ZM82 109H83V107H82ZM112 109V110H113ZM117 109V108H116ZM126 109V108H125ZM137 109H139V108H137ZM140 109H142V108H140ZM225 109H226V107H225ZM227 109H228V107H227ZM249 109V108H248ZM121 110V109H120ZM142 110H144V109H142ZM167 110V109H166ZM174 110V109H173ZM206 110V109H205ZM222 110V109H221ZM231 110V109H230ZM250 110V109H249ZM81 111H83V110H81ZM97 111V110H96ZM111 111V110H110ZM116 111V110H115ZM119 111V110H118ZM122 111V110H121ZM120 111V112H121ZM129 111V110H128ZM138 111H141V110H138ZM147 110H145V112H146ZM162 111V110H161ZM196 111V110H195ZM224 111V110H223ZM233 111V110H232ZM254 111V110H253ZM259 111V110H258ZM76 112V111H75ZM106 112V111H105ZM119 112V113H120ZM131 112V111H130ZM182 112V111H181ZM194 112V111H193ZM210 112V111H209ZM239 112V111H238ZM252 112V111H251ZM20 113V114H21ZM87 113V112H86ZM99 113V112H98ZM109 113V112H108ZM118 113V112H117ZM142 113H143V111H142ZM157 113V112H156ZM161 113V112H160ZM197 113H198V111H197ZM12 114V115H13ZM19 114V115H20ZM27 114H25V115H27ZM55 114V115H56ZM76 113H74V115H75ZM77 114H78V111H77ZM151 114V113H150ZM199 114V113H198ZM55 115H52V116H55ZM104 115V114H103ZM204 115V114H203ZM4 116V115H3ZM8 116V115H7ZM78 116V115H77ZM93 116V115H92ZM115 116V115H114ZM149 116H151L152 117V115H149ZM1 117V116H0ZM29 117V118H30ZM50 117H51V115H50ZM56 117H58L57 115H56ZM60 117V116H59ZM154 117V116H153ZM196 117V116H195ZM195 117H194V114L192 113V114H188V115H181V117H177V118H171V119H169L168 121H160L159 119H158V117L157 118H155L154 120H150V118H148V116H145V114L143 115V114H141V113H139V112H131V120L133 121L132 123L133 124H135V125H138V124H142V123H144L146 120H147V122L150 120V122H151V124H152V122H154L156 125H158V126H162V127H164V126H167V125H169L170 127H172V128H177V129H179L178 127H182V126H184V127H186V125L188 124H190V123H195L196 122V120L197 119H195ZM197 117H198V115H197ZM199 117H200V114H199ZM206 117V116H205ZM229 117V116H228ZM260 117V116H259ZM1 118H3V117H1ZM28 118V117H27ZM38 118V117H37ZM40 118V117H39ZM63 118H65V117H63ZM66 118H69V117H66ZM90 118V117H89ZM93 118V117H92ZM72 119V118H71ZM119 119V118H118ZM149 119V120H148ZM153 119V118H152ZM156 119H158V120H156ZM165 119V118H164ZM3 120V119H2ZM5 120V119H4ZM10 120V119H9ZM31 120V119H30ZM90 120H92L91 118H90ZM103 120V119H102ZM201 120H202V118H201ZM204 120H206V119H204ZM219 120V119H218ZM223 120V119H222ZM6 121V120H5ZM46 121V120H45ZM75 121V120H74ZM73 121V122H74ZM198 121V120H197ZM28 122V121H27ZM26 122V123H27ZM70 122H72V121H70ZM130 122V121H129ZM129 122H128V124H129ZM223 122V121H222ZM9 123V122H8ZM39 123V122H38ZM45 123V122H44ZM49 123V122H48ZM54 123V122H53ZM127 123V122H126ZM228 123V122H227ZM255 123L257 124H261V123H264V117H260L259 119L257 118V120L255 121ZM16 124V123H15ZM59 124V123H58ZM89 124V123H88ZM92 124V123H91ZM116 124V123H115ZM127 124V125H128ZM145 124V123H144ZM196 124V123H195ZM199 124V123H198ZM205 124H206V122H205ZM213 124V123H212ZM259 124V125H260ZM22 125V124H21ZM26 125V124H25ZM67 125V124H66ZM119 125V124H118ZM117 125V126H118ZM126 125V126H127ZM131 125V124H130ZM188 125H187V127H188ZM225 125V124H224ZM233 125V124H232ZM237 125V124H236ZM81 126V125H80ZM109 126V125H108ZM104 127V128H102V129H99L98 131H96L94 134H92V135H88V140H92V139H97V138H99V137H107V136H109V135H111L113 132H115V133H117L118 131H120L121 133H122V131L124 130V128H126L124 125L123 126H115V127ZM133 126V125H132ZM132 126H130L131 128H132ZM168 126V127H169ZM175 126V127H174ZM215 126V125H214ZM239 126H241V125H239ZM2 127V126H1ZM27 127V126H26ZM58 127V126H57ZM68 127H69V125H68ZM96 127V126H95ZM127 127H129V126H127ZM129 127V128H130ZM156 127V126H155ZM169 127V128H170ZM186 127V128H187ZM190 127V126H189ZM212 127V126H211ZM251 127V126H250ZM249 127V128H250ZM11 128V127H10ZM51 128V127H50ZM128 128V129H129ZM141 128V127H140ZM157 128V127H156ZM183 128V127H182ZM194 128V127H193ZM232 128H234V127H232ZM18 129H19V127H18ZM21 129V128H20ZM24 129H26V128H24ZM64 129V128H63ZM69 129V128H68ZM96 129V128H95ZM132 129H134V127L132 128ZM167 129V128H166ZM181 129V128H180ZM179 129V130H180ZM192 129V128H191ZM258 129V128H257ZM125 130H127V128L125 129ZM186 130V129H185ZM190 130V129H189ZM234 130L236 131V132H252V129H246V130H241V129H238V128H234ZM15 131H16V127H15ZM20 131H22V130H20ZM26 131V130H25ZM31 131V130H30ZM29 131V132H30ZM117 131V132H116ZM168 131V130H167ZM182 131V130H181ZM201 131V130H200ZM1 132V131H0ZM11 132V131H10ZM24 132V131H23ZM46 132H48V131H46ZM126 131H124L123 133H125ZM129 132V131H128ZM189 132V131H188ZM214 132V131H213ZM230 132H232V130L230 131ZM3 133V132H2ZM32 133H33V131H32ZM35 133V132H34ZM40 132H38V134H39ZM75 133V132H74ZM74 133H70V132H62V133H58V134H55V135H52V136H48V139L47 138H45V139H43L44 141L47 139V141H46V143L47 142H49V146H51V148L52 149H54V150H59L60 148L62 149V150H64L65 148H67L68 146H69V141H72V140H74V138H75V136H76V134H74ZM120 133V134H121ZM122 133V134H123ZM127 133V132H126ZM156 133V132H155ZM169 133V132H168ZM210 133V132H209ZM212 133V132H211ZM234 133V132H233ZM37 134V133H36ZM41 134V133H40ZM137 134V133H136ZM157 134V133H156ZM195 134V133H194ZM3 135H4V133H3ZM13 135V134H12ZM11 135V136H12ZM31 135H33V134H31ZM30 135V136H31ZM35 135V134H34ZM34 135H33V137H34ZM87 135V134H86ZM170 135V134H169ZM184 135V134H183ZM22 136V135H21ZM79 136V135H78ZM83 136H85V135H83ZM114 136V135H113ZM156 136V135H155ZM1 137V136H0ZM10 137V136H9ZM38 137V136H37ZM15 138H18V137H15ZM30 138V137H29ZM32 138V137H31ZM43 138V137H42ZM177 138V137H176ZM193 138V137H192ZM204 138V137H203ZM1 139V138H0ZM3 139V138H2ZM11 139V138H10ZM21 139V138H20ZM23 139V138H22ZM28 139V138H27ZM185 139V138H184ZM5 140V139H4ZM24 140V139H23ZM29 140V139H28ZM82 140V139H81ZM93 140V141H94ZM100 140V139H99ZM98 140V141H99ZM131 140V139H130ZM152 140V139H151ZM256 140V139H255ZM18 141V140H17ZM22 141V140H21ZM31 141V140H30ZM97 141V140H96ZM176 141V140H175ZM3 142V141H2ZM26 142V141H25ZM33 142V141H32ZM39 142H41V141H39ZM105 142V141H104ZM222 142V141H221ZM6 143V142H5ZM9 143H10V141H9ZM18 143V142H17ZM175 143V142H174ZM193 143V142H192ZM195 143V142H194ZM211 143V142H210ZM218 143V142H217ZM41 144V143H40ZM81 144V143H80ZM134 144V143H133ZM188 144V143H187ZM215 144V143H214ZM19 145H20V142H19ZM27 145V144H26ZM71 145V144H70ZM139 145V144H138ZM166 145V144H165ZM175 145V144H174ZM193 145V144H192ZM244 145V144H243ZM256 145H258V144H256ZM8 146V145H7ZM44 146V145H43ZM129 146V145H128ZM226 146V145H225ZM230 146V145H229ZM241 146V145H240ZM239 146V147H240ZM131 147V146H130ZM235 147V146H234ZM2 148V147H1ZM25 148V147H24ZM100 148V147H99ZM101 148H102V146H101ZM136 148V147H135ZM148 148V147H147ZM160 148V147H159ZM198 148V147H197ZM201 148V147H200ZM34 149V148H33ZM42 149V148H41ZM73 149V148H72ZM83 149V148H82ZM88 149V148H87ZM90 149V148H89ZM98 149V148H97ZM108 149V148H107ZM115 149V148H114ZM169 149V148H168ZM190 149V148H189ZM47 150V149H46ZM68 150H69V148H68ZM101 150V149H100ZM131 150V149H130ZM238 150V149H237ZM65 151V150H64ZM161 151V150H160ZM220 151V150H219ZM249 151V150H248ZM3 152V151H2ZM91 152V151H90ZM171 152V151H170ZM194 152V151H193ZM226 152V151H225ZM236 152V151H235ZM8 153V152H7ZM17 153V152H16ZM65 153H66V151H65ZM149 153V152H148ZM233 153V152H232ZM242 153V152H241ZM258 153V152H257ZM95 154V153H94ZM193 154V153H192ZM208 154V153H207ZM229 154V153H228ZM244 154V153H243ZM242 154V155H243ZM254 154H256V153H254ZM197 155V154H196ZM235 155V154H234ZM249 155V154H248ZM258 155V154H257ZM6 156V155H5ZM90 156V155H89ZM107 156V155H106ZM150 156V155H149ZM160 156V155H159ZM246 156V155H245ZM260 156V155H259ZM258 156V157H259ZM9 157V156H8ZM52 157H54V156H52ZM114 157V156H113ZM214 157V156H213ZM257 157V158H258ZM71 158V157H70ZM77 158V157H76ZM80 158V157H79ZM106 158V157H105ZM105 158H104V156H103V158L101 157V158H99L100 160H97L98 162H97V164L96 165H94L93 166V164H92V169H85L86 167H84L83 165V167H73L72 168V166H71V168L68 170L69 172H65L66 174H64V173H62V175L61 176H59L58 174H57V176H56V174H55V176H56V178L57 177H59V179L60 178H64V179H73V178H76V176L78 177L76 180H81L82 181V184H83V186L80 184H77V185H79V191L78 192H80L81 191V189L83 190V187H84V185L85 186H88V187H90V188H93V186H92V183L94 182V185H95V181L96 180H94V177H92V176H95V179H97V180H100V182H101V173L103 174L104 172H107L108 170H110V171H112L111 170V168L113 167H115L116 168V163H113L112 161H110V159L108 160V158H107V160H105ZM129 158V157H128ZM168 158V157H167ZM261 158H262V156H261ZM15 159H16V157H15ZM95 159V158H94ZM125 159V158H124ZM244 159V158H243ZM3 160H5V159H3ZM8 160V159H7ZM69 160V159H68ZM96 160V159H95ZM175 160V159H174ZM182 160H183V158H182ZM12 161V160H11ZM59 161V160H58ZM73 161H75V160H73ZM166 161V160H165ZM169 160H167V162H168ZM184 161H185V159H184ZM251 161V160H250ZM257 161V160H256ZM14 162H16V161H14ZM35 162V161H34ZM112 162V163H111ZM117 162H120V161H118L117 160ZM121 162H123V160L121 161ZM131 162V161H130ZM167 162H165V163H167ZM170 162V161H169ZM168 162V163H169ZM195 162V161H194ZM198 162V161H197ZM36 163V162H35ZM41 163V162H40ZM129 163V162H128ZM136 163V162H135ZM163 163V162H162ZM168 163L166 164V165H168ZM225 163V162H224ZM227 163V162H226ZM255 163V162H254ZM61 164V163H60ZM91 164V163H90ZM114 164V165H113ZM127 164V163H126ZM161 164V163H160ZM164 164V163H163ZM223 164V163H222ZM233 164V163H232ZM44 165V164H43ZM123 165H125V164H123ZM175 165V164H174ZM216 165H217V163H216ZM220 165V164H219ZM237 165H239V164H237ZM22 166H24V165H22ZM34 166V165H33ZM37 166V165H36ZM41 166L42 165H40V167H39V169L41 168ZM46 166V165H45ZM66 166H68V165H66ZM168 166H170V165H168ZM166 167L165 168V170H168L167 168H170V167ZM196 166V165H195ZM203 166V165H202ZM233 166V165H232ZM231 166V167H232ZM253 166V165H252ZM256 166V165H255ZM254 166V167H255ZM3 167V166H2ZM17 167V166H16ZM21 166H19V168H20ZM30 167V166H29ZM52 167V166H51ZM64 167V166H63ZM89 167V166H88ZM217 167V166H216ZM242 167V166H241ZM9 168V167H8ZM15 168V167H14ZM50 168V167H49ZM119 168V167H118ZM123 168V167H122ZM174 168V167H173ZM211 168V167H210ZM245 168V167H244ZM262 168V167H261ZM18 169V168H17ZM26 169V168H25ZM32 169V168H31ZM33 169H36V168H33ZM45 169V168H44ZM59 169V168H58ZM117 169V168H116ZM176 169V168H175ZM255 169V168H254ZM5 170V169H4ZM15 170V169H14ZM24 170V169H23ZM30 170V169H29ZM28 170V171H29ZM37 170V169H36ZM129 170V169H128ZM171 170V169H170ZM206 170V169H205ZM230 170V169H229ZM229 170H227V171H229ZM239 170V169H238ZM260 170H261V172H263V170L262 169H256L255 170V172H257V171H259L260 172ZM6 171V170H5ZM20 171H22L21 169H20ZM39 171V170H38ZM37 171V172H38ZM44 171V170H43ZM65 171V170H64ZM124 171V170H123ZM127 171V170H126ZM130 171L131 172H133L134 170L133 169H130ZM169 171V170H168ZM190 171V170H189ZM16 172H18V171H16ZM15 172V173H16ZM26 172V171H25ZM30 172V171H29ZM36 172V173H37ZM55 172V171H54ZM114 172V171H113ZM116 172V171H115ZM121 172V171H120ZM125 172V171H124ZM138 172V171H137ZM204 172V171H203ZM241 172V171H240ZM258 172V173H259ZM260 172V173H261ZM3 173V172H2ZM6 173H8V171L6 172ZM5 173V174H6ZM11 173V172H10ZM13 173H14V171H13ZM12 173V174H13ZM19 173V172H18ZM22 173V172H21ZM34 173V172H33ZM57 173H59V172H57ZM119 173V172H118ZM122 173V172H121ZM120 173V174H121ZM134 173H136V168H135V171H134ZM133 173V174H134ZM205 173V172H204ZM213 173V172H212ZM211 173V174H212ZM218 173V172H217ZM226 173V172H225ZM9 174V173H8ZM25 174V173H24ZM40 174H42V173H40ZM107 174V173H106ZM109 174V173H108ZM107 174V175H108ZM123 174V173H122ZM121 174V175H122ZM172 174V173H171ZM3 175V174H2ZM20 175V174H19ZM27 175V174H26ZM24 176V177H27V176ZM31 175H33V174H31V172H30V175H28V176H31ZM36 175V174H35ZM39 175V174H38ZM53 175V174H52ZM52 175H50V176H52ZM98 175H100V177L98 176ZM119 175V174H118ZM129 175V174H128ZM136 175V174H135ZM137 175H139V174H137ZM136 175V176H137ZM143 175V174H142ZM182 175V174H181ZM256 175V174H255ZM9 176V175H8ZM12 176H14V174L12 175ZM98 176V177H97ZM117 176V175H116ZM221 176V175H220ZM218 176V179H219V181H221L222 183H225V182H229L230 181V179H229V176ZM234 175H232V177H233ZM251 176V175H250ZM11 177V176H10ZM16 178L18 177L17 175L15 176ZM21 177V176H20ZM23 177V176H22ZM32 177V176H31ZM44 178H45V176H43ZM54 177V176H53ZM135 177V176H134ZM139 177V176H138ZM138 177H136V178H138ZM140 177H141V175H140ZM150 177V176H149ZM182 177V176H181ZM212 177V176H211ZM245 177V176H244ZM261 177V176H260ZM1 178H2V176H1ZM1 178H0V180H1ZM5 178H7V177H5ZM27 178H29V177H27ZM40 178V177H39ZM100 178V179H99ZM129 178H131V177H129ZM133 178V177H132ZM144 178V177H143ZM174 178V177H173ZM191 178V177H190ZM210 178V177H209ZM236 179L238 178V177H235ZM234 178V179H235ZM20 179V178H19ZM26 179V178H25ZM37 179V178H36ZM46 179H47V177H46ZM58 179V178H57ZM117 179V178H116ZM162 179V178H161ZM180 179V178H179ZM211 179V178H210ZM243 179V178H242ZM258 179V178H257ZM11 181H12V179H10ZM16 180V179H15ZM21 180V179H20ZM24 180V179H23ZM31 180V179H30ZM52 180V179H51ZM106 180H107V178H102V184H103V182L105 183V184H107L108 185V182L106 183ZM149 180V179H148ZM153 180V179H152ZM228 180V181H227ZM245 180H247V179H245ZM254 180V179H253ZM3 182H5L4 184H2V185H5L6 184V186L8 187V182L6 181V179H5V181L4 180H2ZM9 181V180H8ZM11 181H9V182H11ZM17 181V180H16ZM41 181V180H40ZM64 181V180H63ZM72 181V180H71ZM74 181V180H73ZM108 181V180H107ZM197 181V180H196ZM206 181V180H205ZM212 181V180H211ZM232 181H233V178H232ZM235 181V180H234ZM233 181V182H234ZM258 181V180H257ZM3 182H1V183H3ZM27 182V181H26ZM29 182V181H28ZM47 182V181H46ZM59 182H61V181H59ZM58 182V183H59ZM68 182H69V180H68ZM80 182V181H79ZM100 182H99V185H97L96 187L97 188H100L99 186H100ZM114 182H115V180H114ZM136 182V181H135ZM139 182V181H138ZM144 182V181H143ZM169 182V181H168ZM187 182V181H186ZM199 182V181H198ZM231 182V181H230ZM17 183H19L18 181H17ZM23 183V181L21 182V184ZM52 183V182H51ZM73 183V182H72ZM152 184L154 183H156L155 181L154 182H151ZM171 183V182H170ZM212 183V182H211ZM235 183H236V185H240V184H238V181H236V182H234V183H232V186H231V188H236L235 187ZM11 184V183H10ZM20 184V187L26 192H29L30 194H31V191L33 190V188H31L29 185H27V183H26V185L24 184H22L21 185ZM31 184V183H30ZM47 184V183H46ZM56 184V183H55ZM75 184V183H74ZM105 184H103V185H105ZM182 184V183H181ZM217 184V183H216ZM2 185H0V186H2ZM12 185H13V183H12ZM12 185L10 186V187H12ZM14 185H17V184H14ZM13 185V187L12 188H14L15 186ZM19 185V184H18ZM36 185V184H35ZM54 185V184H53ZM76 185V184H75ZM102 185V186H103ZM116 185V184H115ZM132 185V184H131ZM139 185V184H138ZM155 185H157V184H155ZM171 185V184H170ZM173 185V184H172ZM193 185V184H192ZM218 185H220V187H221V185L222 184H218ZM217 185V186H218ZM229 185H231L230 183H229ZM243 184L241 183V186H242ZM248 185H250V184H248ZM32 186V185H31ZM42 186V185H41ZM55 186V185H54ZM56 186H58V184L56 185ZM154 186V185H153ZM163 186V185H162ZM180 186V185H179ZM204 186V185H203ZM223 186V185H222ZM252 186H254V185H252ZM258 186V185H257ZM256 186V187H257ZM19 187V188H20ZM48 187V186H47ZM61 187V186H60ZM71 187H72V185H71ZM105 187H106V185H105ZM126 187V186H125ZM155 187V186H154ZM192 187V186H191ZM216 187V186H215ZM262 187V186H261ZM2 188V187H1ZM20 188V189H21ZM69 188V187H68ZM73 188V187H72ZM76 188V187H75ZM160 188V187H159ZM164 188V187H163ZM182 188V187H181ZM208 188V187H207ZM213 188H214V186H213ZM221 188H223V187H221ZM237 188H238V186H237ZM240 188V187H239ZM15 189V188H14ZM13 189V190H14ZM66 189V188H65ZM77 189V188H76ZM120 189V188H119ZM125 189V188H124ZM146 189V188H145ZM148 189V188H147ZM188 189V188H187ZM192 189V188H191ZM225 189V188H224ZM244 189V188H243ZM85 190H87V188H85L84 187V191H82V193L83 192H86ZM95 190V189H94ZM100 190V189H99ZM103 189H101V191H102ZM130 190V189H129ZM189 190V189H188ZM211 190H213V192H215L216 190L215 189H211ZM218 190L220 191V189L218 188ZM223 190V189H222ZM227 190V189H226ZM237 190V189H236ZM259 190V189H258ZM264 190V189H263ZM10 191V190H9ZM20 191H22V190H20ZM34 191V190H33ZM36 191V193H37V190H35ZM59 191V190H58ZM71 191V190H70ZM75 192H77L76 190H74ZM88 191H90V190H88ZM119 191H121V190H119ZM130 191H132V190H130ZM149 191V190H148ZM160 191V190H159ZM164 191V190H163ZM205 191V190H204ZM224 191V190H223ZM1 192V191H0ZM7 192V191H6ZM23 192V191H22ZM39 192V191H38ZM77 192V193H78ZM104 192V190L102 191V193ZM107 192V191H106ZM155 192V191H154ZM157 192V191H156ZM179 192V191H178ZM192 192V191H191ZM200 192V191H199ZM212 192V194H214ZM233 192L235 193V191H234V189H233ZM246 192V191H245ZM260 192V191H259ZM56 193V192H55ZM66 193V192H65ZM68 193V192H67ZM73 193V192H72ZM89 193V192H88ZM121 193H123L124 194V192H121ZM163 193V192H162ZM182 193V192H181ZM210 193V192H209ZM218 193V192H217ZM216 193V194H217ZM219 193H222V191H220ZM244 193V192H243ZM251 193V192H250ZM254 193V192H253ZM24 194V193H23ZM29 194V195H30ZM38 194V193H37ZM92 194V193H91ZM101 196H102V194H101V192L99 193ZM104 195H105V193H103ZM148 194V193H147ZM151 194V193H150ZM159 194V193H158ZM206 194V193H205ZM226 194V193H225ZM17 195V194H16ZM27 195V194H26ZM39 195H41V193H39ZM162 195V194H161ZM164 195V194H163ZM170 195V194H169ZM172 195V194H171ZM198 195V194H197ZM222 195V194H221ZM8 196V195H7ZM11 196V195H10ZM21 196H23V195H21ZM35 196V195H34ZM59 196V195H58ZM80 196V195H79ZM84 196H85V194H84ZM93 196V195H92ZM95 196V195H94ZM129 196V195H128ZM138 196V195H137ZM157 196V195H156ZM191 196V195H190ZM208 196V195H207ZM3 197V196H2ZM26 197V196H25ZM33 197V196H32ZM41 197V196H40ZM64 197H66V196H64ZM100 197V196H99ZM103 197V196H102ZM106 197H108V196H106ZM198 197V196H197ZM205 197V196H204ZM248 197V196H247ZM246 197V198H247ZM21 198V197H20ZM53 198V197H52ZM74 198V197H73ZM79 198H81V197H79ZM91 198V197H90ZM93 198V197H92ZM94 198H96V197H94ZM117 198V197H116ZM124 198V197H123ZM150 198V197H149ZM200 198V197H199ZM209 198H211V197H209ZM251 198H253V197H250V198H248V199H251ZM256 198H258V197H256ZM39 199V198H38ZM56 199H57V197H56ZM70 199H72V198H70ZM76 199V198H75ZM82 199V198H81ZM107 199V198H106ZM111 199V198H110ZM121 199V198H120ZM125 199V198H124ZM213 199H215V198H213ZM238 199V198H237ZM32 200V199H31ZM66 200H68V199H66ZM114 200V199H113ZM165 200V199H164ZM175 200H177V199H175ZM187 200V202L185 201H183V208H182V211H181V213H187L188 214V218L191 220V226H189L188 225V223H187V226L186 225H184V224H182V222L179 220V222L177 221V223L175 222H171V224H170V222H169V224H168V222H166V220L164 219V220H162V222H161V220H159L160 222H158L159 224H157L156 222H154L155 223V225H150V226H148V224L147 225H141V229H139V230H137L138 229V227H140V225H138V227H137V231H133L134 229H131V230H128L127 228L128 227H123V225L122 226H118V223H116L115 222V224H117L116 226H118L117 228L118 229H116V227H115V224L114 223H112V224H114V225H112L113 227H115V228H111V227H109V225H110V223H108L109 222V220H107V219H109V218H101L100 217V215H92L93 217H97V216H99L98 218H96V219H100L99 221L100 222H103L104 220H102V219H106V221H104V222H106V223H104L103 222V224L105 225V224H107V226H108V228H111V229H108V228H105V227H103L104 225H102V227H103V229L102 230H96V228H95V230H93L92 228H90L89 229V227H92L93 225H92V223L93 222H91V220H93L90 216H88L89 214L88 213H86V215H87V217H86V219H85V217H84V215L82 216L81 215V217L83 218V220L85 219V221H87L86 223H84V222H82V223H84V224H87V226H89L88 227V229L89 230H85V229H87V228H85L83 231H79V230H71L70 228L71 227H69V229L71 230V231H69V229H68V231L66 230V226L68 227V225H64V223L61 221L62 220V218H61V220L60 221H58V219L56 218V220H54V218H53V220H51L50 219V217L49 218H46L45 217V215L44 216H42L41 217V219H43V217H45L44 219L45 220H43V221H41V220H35V218H39L41 215H36V214H34V215H36L35 217H34V220H33V218L32 219H29L27 216H31V214L29 213L27 216H26V218H24V217H22L21 216V214L23 213V211H20V209H21V207L23 208V206H18V207H20L19 208V211L21 212V214H20V212L19 211H17L18 213H16V210L18 209V207H17V209L13 212V210H12V206H10L11 208H9V207H7V206H3V207H1L0 208V235H2V236H0V264H111V263H114V264H135V261L137 262L136 264H231V263H235V264H264V229L262 230V232H263V234L261 235L260 233V239L257 237V232H256V234H255V232H252V229L251 230H245V231H237L238 233H236L234 236H232L233 238L231 239V242L230 243H227L228 242V239L227 240H225V238L222 236L223 234H221L222 233V231H223V229H221V228H223L222 226H221V228H220V226H218L215 222H214V220L215 219H217L216 217L214 218V219H212L210 216L208 217V220L210 221V222H207L206 220V222L208 223V224H206V229H208V226H209V228H213L214 229V233H211L210 234V232L208 233V231L206 230H204V229H201L200 228V226L203 224V222H204V220H203V222L202 221H200V222H202L201 224H200V222L198 221V222H196V218H195V216H196V210L195 209H193L192 208V206L190 205V203H191V200H190V202H188V200L189 199H186ZM195 200V199H194ZM218 200H220V199H218ZM244 200H246V199H244ZM1 201V200H0ZM3 201V200H2ZM4 201H6L5 199H4ZM12 201V200H11ZM14 201V200H13ZM60 201V200H59ZM125 201V200H124ZM147 201V200H146ZM153 201V200H152ZM178 201V200H177ZM202 201V200H201ZM255 202H256V200H254ZM25 202V201H24ZM31 202V201H30ZM65 202V201H64ZM76 202V201H75ZM83 202H84V200H83ZM90 202V201H89ZM98 202V201H97ZM170 202H172V200H170ZM200 202V201H199ZM246 202V201H245ZM255 202H253V203H255ZM264 202V201H263ZM6 203V202H5ZM21 203V202H20ZM40 203V202H39ZM117 203V202H116ZM168 203V202H167ZM208 203H209V201H208ZM207 203V204H208ZM239 203H240V201H239ZM249 203V202H248ZM261 203V202H260ZM43 204V203H42ZM71 205H72V203H70ZM91 204V203H90ZM128 204V203H127ZM175 204V203H174ZM176 204H178V203H176ZM194 204V203H193ZM256 204V203H255ZM7 205V204H6ZM14 205V204H13ZM51 205H53V204H51ZM100 205V204H99ZM117 205V204H116ZM124 205V204H123ZM159 205V204H158ZM166 205V204H165ZM202 205V204H201ZM223 205V204H222ZM230 205V204H229ZM228 205V206H229ZM239 205V204H238ZM242 205H244V204H242ZM259 205V204H258ZM84 206V205H83ZM108 206H110V204L108 205ZM131 203H130V207L129 208H131ZM154 206V205H153ZM157 206V205H156ZM176 206H179V205H175V207ZM180 206H181V204H180ZM197 206V205H196ZM205 206V205H204ZM246 206V205H245ZM250 206V205H249ZM253 206V205H252ZM13 207H15V206H13ZM51 207V206H50ZM54 207V206H53ZM56 207V206H55ZM76 207V206H75ZM117 207V206H116ZM123 207V206H122ZM128 207H124V208H127L126 210H128ZM133 207V206H132ZM166 207H168V206H166ZM198 207H200L199 205H198ZM219 207V206H218ZM241 207V206H240ZM243 207V206H242ZM24 208H25V206H24ZM38 208H39V206H38ZM37 208V209H38ZM41 208V207H40ZM45 208V207H44ZM62 208H64V207H62ZM88 208V207H87ZM103 208V207H102ZM112 209L114 208V207H111ZM120 208V207H119ZM135 208V207H134ZM157 208V207H156ZM156 208L155 207H148V208H146L147 209V213H148V215H149V213H151V212H156ZM160 208V207H159ZM178 208V207H177ZM205 208V207H204ZM207 208V207H206ZM220 208V207H219ZM246 208V207H245ZM53 209V208H52ZM65 209V208H64ZM115 209V208H114ZM203 209V208H202ZM251 209H253V208H250L249 210H251ZM258 209V208H257ZM264 209V208H263ZM28 210H29V208H28ZM34 210H35V208H34ZM62 210V209H61ZM83 210V209H82ZM87 211H89L88 209H86ZM94 210V209H93ZM121 210H124V209H121ZM131 210V209H130ZM129 210V211H130ZM134 210V209H133ZM133 210H131V211H133ZM157 210H158V208H157ZM167 210V209H166ZM169 210V209H168ZM172 210V209H171ZM176 210V209H175ZM220 210V209H219ZM244 210V209H243ZM31 211H33L32 209H31ZM69 211H71V210H69ZM108 211V210H107ZM116 211V210H115ZM114 211V212H115ZM125 211V210H124ZM180 211H179V213H180ZM40 212V211H39ZM38 212V213H39ZM56 214H58V210H56ZM66 213H67V211H65ZM73 212V211H72ZM71 212V213H72ZM86 212V211H85ZM96 212V211H95ZM103 212V211H102ZM106 212V211H105ZM118 212V211H117ZM116 212V213H117ZM160 212V211H159ZM204 212V211H203ZM219 212V211H218ZM227 212V211H226ZM225 212V213H226ZM243 212V211H242ZM250 212V211H249ZM254 212V211H253ZM36 213V212H35ZM44 213V212H43ZM60 213V212H59ZM92 213V212H91ZM122 213V212H121ZM129 213V212H128ZM138 213V212H137ZM141 213V212H140ZM145 213V212H144ZM147 213H145V216L147 215ZM167 213V212H166ZM173 213V212H172ZM177 213H178V209H177ZM197 213H198V211H197ZM239 213V212H238ZM23 214H25V212L23 213ZM26 214H27V212H26ZM49 214V213H48ZM54 214V213H53ZM81 214H83L82 212H81ZM101 214V213H100ZM114 214V213H113ZM152 214H155V213H151L150 215H152ZM176 213H174V215H175ZM199 214V213H198ZM207 214V213H206ZM218 214V213H217ZM220 214V213H219ZM245 214V213H244ZM248 214V213H247ZM262 214V213H261ZM60 215V214H59ZM121 215V214H120ZM125 215V214H124ZM156 215V214H155ZM161 214H159V216H160ZM178 215V214H177ZM177 215H176V217H177ZM183 215V214H182ZM202 215V214H201ZM209 215H211V214H209ZM213 215V214H212ZM254 215V214H253ZM24 216V215H23ZM63 216V215H62ZM74 216V215H73ZM75 216H76V218H75ZM73 218L74 219H76V221L75 222H77L78 223V221H77V218L79 217L78 216V214L77 215H75ZM78 216V217H77ZM103 216V215H102ZM127 216V215H126ZM135 216V215H134ZM144 216V215H143ZM154 216V215H153ZM158 214H157V218L156 219H158ZM167 216V215H166ZM183 216H185V215H183ZM198 216V215H197ZM200 216V215H199ZM208 216V215H207ZM242 216V215H241ZM245 216V215H244ZM66 217V216H65ZM72 217V216H71ZM81 217H79V219L81 218ZM124 217V216H123ZM147 217V216H146ZM161 217V216H160ZM181 217V216H180ZM205 217V216H204ZM204 217H202V218H204ZM214 217V216H213ZM218 217V216H217ZM225 217V216H224ZM230 217V216H229ZM251 217H252V215H251ZM251 217H249V218H251ZM115 218V217H114ZM117 218H118V216H117ZM148 218H151V216L150 217H148ZM162 218H165V217H161V219ZM170 218V217H169ZM179 218V217H178ZM228 218V217H227ZM248 218V217H247ZM246 218V219H247ZM262 218H264V217H262ZM49 219V220H48ZM64 219V218H63ZM68 219V218H67ZM67 219L66 220H63V221H66L67 222ZM69 219H71V218H69ZM78 219V220H79ZM124 219V218H123ZM154 219H155V216H154ZM155 219V220H156ZM160 219V218H159ZM174 219V218H173ZM205 219V218H204ZM243 219H245V218H243ZM97 220V221H98ZM111 220V219H110ZM116 220V219H115ZM118 220V219H117ZM124 220H128V219H124ZM147 221H148V219H146ZM152 220V218L149 220V221H151ZM182 220V219H181ZM73 221V223H75ZM81 221H82V219H81ZM94 221V220H93ZM111 221H113V220H111ZM110 221V222H111ZM121 221V220H120ZM148 221V222H149ZM157 221V220H156ZM186 221H189V220H186ZM225 221H227V220H225ZM246 221V220H245ZM249 221H251V220H249ZM65 222V223H66ZM71 222V220L68 222V223H70ZM96 222V221H95ZM130 222V221H129ZM148 222H145V223H148ZM163 222H165V223H163ZM181 222V223H180ZM253 222V221H252ZM261 222V221H260ZM72 223V222H71ZM80 223V222H79ZM125 223H126V221H125ZM141 223H142V221H141ZM144 223V224H145ZM151 222H149V224H150ZM173 223V224H172ZM210 223V224H209ZM221 223V222H220ZM251 223V222H250ZM83 224V225H84ZM96 224V223H95ZM98 225H99V223H97ZM96 224V225H97ZM109 224V225H108ZM165 224V225H164ZM190 224V223H189ZM70 225H72V224H69V226ZM81 225V224H80ZM100 225H101V223H100ZM120 225V224H119ZM197 225H199V226H197ZM79 226V225H78ZM86 226V225H85ZM106 226V225H105ZM106 226V227H107ZM127 226V225H126ZM132 226V225H131ZM203 226V228H204V226H205V224L204 225H202ZM226 226H228V225H226ZM77 227V226H76ZM82 227V226H81ZM84 227V226H83ZM98 227V226H97ZM100 227V226H99ZM101 227V228H102ZM121 227H123L122 229H121ZM248 227V226H247ZM75 228V227H74ZM120 228V229H119ZM211 228V229H212ZM230 228V227H229ZM228 228V229H229ZM78 229H81L80 227L78 228ZM92 229V230H91ZM212 229V230H213ZM224 229H225V226H224ZM248 229V228H247ZM226 230V229H225ZM213 232V231H212ZM225 232V231H224ZM261 232V233H262ZM19 233L20 234H24L23 236L24 237H22V235H21V237H20V235H19ZM25 234L27 235V236H25ZM218 234V235H217ZM38 235H41V242L40 243H34V244H29L28 243V241L30 242V237L31 238H33V236L35 237V236H38ZM226 235V234H225ZM222 236V237H221ZM28 237V238H27ZM227 237H228V235H227ZM23 238H25L24 240H26V238L27 239H29V240H27V241H23L22 239ZM39 238V237H38ZM37 238V239H38ZM40 239V238H39ZM34 240V239H33ZM39 241V240H38ZM37 241V242H38ZM227 241V242H226ZM94 244H96V245H94ZM8 248L9 249H14V250H17V251H15L16 252V254H13V255H11V254H7L6 253V249L8 250ZM214 249H219L220 251H222V253L221 252H219L218 254L219 255H214V253H212V252H215L214 251ZM3 250H5V252L3 251ZM13 251V250H12ZM14 252V251H13ZM12 252V253H13ZM8 253H9V250H8ZM140 253H143L144 255H146L147 256V259H149V261H148V263H147V259L145 260V262L146 263H144V262H140L139 260H140V258L142 259V256H140L141 254ZM217 253V252H216ZM7 254V255H6ZM9 255H11V256H9ZM138 255V256H137ZM124 257H127L128 259L129 258H132L133 260L135 259V261H133V262H130L129 260H127V261H129L128 263L127 262H125V260H124ZM145 257V256H144ZM146 258V257H145ZM131 260V259H130ZM143 260V259H142ZM141 260V261H142ZM132 261V260H131Z\"/></svg>",
	"mask_w": 264,
	"mask_h": 264
}]
</instances>
